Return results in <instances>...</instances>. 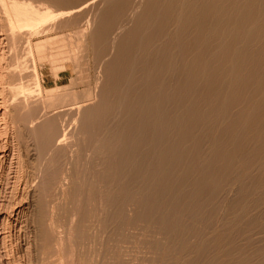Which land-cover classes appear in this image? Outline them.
<instances>
[{"label":"bare ground","instance_id":"obj_1","mask_svg":"<svg viewBox=\"0 0 264 264\" xmlns=\"http://www.w3.org/2000/svg\"><path fill=\"white\" fill-rule=\"evenodd\" d=\"M67 2H68V0H66ZM79 1V0H78ZM81 1V0H80ZM79 1V2H80ZM91 1V0H90ZM103 1L104 0H102V3H103ZM112 1V0H111ZM114 1H116V0H114ZM119 1V0H118ZM126 0H124V2H125ZM131 1V0H130ZM136 1V0H135ZM134 1V2H135ZM138 1V0H137ZM149 1H151V2H153L152 0H149ZM158 1H160V0H158ZM158 1H157V3H158ZM66 2V3H67ZM73 2V0L72 1H70L69 2V4L71 5V3ZM82 2L83 1H81V4H82ZM88 2H89V0H88ZM87 2V0H86V3H88ZM108 2H109V0H108ZM120 2H121V0H120ZM126 2H128V1H126ZM125 2V3H126ZM132 2V1H131ZM144 2V1H143ZM148 2V1H147ZM150 2V4L149 3H147V4H149V6H148V10H149V8H151L152 6H151V4H154L155 5V3H151ZM154 2H156V1H154ZM63 3H64V1L63 0H0V8H2V10H3V12L2 11H0V14H1V12L4 14H1L2 16V18L4 19V16H5V23H6V26L5 27H7V29L9 30V36H7L6 35V37L5 38H7V37H10V35L12 36V38H17L18 37V34H17V32H21L22 33V29H23V31H24V29H25V32H26V30L27 31H32V29H36V28H40V27H47V25H49L50 24V22L51 21H55V20H58V18L60 17V18H62L61 16H63V15H65L66 13H68V12H66L63 8H64V5H63ZM75 3V2H74ZM83 3H85V2H83ZM94 3V2H93ZM93 3H92V6H93ZM98 3V2H97ZM104 3H107L106 1L104 2ZM115 3V2H114ZM119 2H117V4H118ZM124 3V4H125ZM133 3V2H132ZM137 3V2H136ZM145 3H146V1H145ZM161 3V5L158 3L157 5H160V7H158V9H155L153 12V14H151L150 15V13L149 12H147L146 11V9H143V10H145V12L144 13H149L147 16L148 17H150V16H152L150 19L149 18H147V20L149 21V24H147L148 25V27H149V30H146V32L147 31H149L148 32V34L145 32V35L146 36H143L142 37V35H140V36H138V37H136V40L134 41V42H132V40L133 39H131V40H129V41H131L130 43L128 42V40L126 41V42H128V47H125L126 45H124V47L121 49L120 47V51H119V53H117V52H115V54H117V60H119V64H116L115 65V69L114 68H110V69H114L116 72H115V75H112V76H114V77H112V80H108V78L106 79V82H110V87L108 86V83H106L107 84V86H108V89L110 88L111 89V91H109V92H112L113 94V96H112V99H113V104L115 103V102H118V97L116 96V94L117 93H119L120 92V90H121V93H122V90L124 89V88H122V89H120L121 87H125V85L127 86L123 91V96H120V99H121V97H123L122 98V100H119V102H121V101H123V106L122 105H117V110H118V107L119 106H122L123 107V112L121 113V114H123V116H121V118L122 117H124V119H125V121H126V124H125V127H122L121 126V128H123V129H120V130H118V131H115V133L111 136V138L109 139L110 140V142H109V144H105V142H103L102 141V146H104L103 145V143L106 145V146H108V145H112V143H111V141H113V140H115L114 141V143L116 142V145H117V143L118 142H120V144L119 145H121V147L120 146H118L119 148H120V150L119 151H117V152H115L116 154H112L111 153V149L108 147V148H106L107 149V151H105V152H107L106 154H109V156H110V154H112V156L114 155V158L116 159V162H115V160H114V158L112 159V160H114L113 162H115L114 164H110V167L108 166V164H107V166L110 168V169H112V170H116V172H119V171H124V169H126V167H128L129 166V164L126 162L127 161V159H130L131 161H129V162H134L135 164H136V166H135V168H134V170H129V172L127 171V173L128 174H126L127 176H129V180L127 181V179H126V182L127 183H124L125 185H123V186H121L122 188H123V190H124V194L123 195H125L124 197H122V195H120L121 196V199L123 200V202H120L119 203V201H118V203H116L117 204V206H115V207H118V204H120L121 205V207L119 206V208H120V210H122V205H125V204H127L129 201H132V200H130L129 199V201H128V198L130 197L129 196V194H128V192H130V191H128L127 192V190H128V188L130 187V185H132V184H136V183H143L144 184V186L145 187H143L142 189L144 190V191H149V194L147 193V195H149V197H147V199H142V200H144V201H141L140 203V207H142V209L143 210H141V212H142V215L145 213V214H147V215H150V219L147 221V222H150V220H155V221H158L162 226H170L171 228H174L175 227V224H174V220L176 219L175 217H174V220H173V216H170L171 217V219L170 218H168V216L166 217L165 215H164V211L162 212L161 211V208H162V206L163 205H167V203L168 204H172V205H176L177 204V202H179V201H177L178 199H179V194L181 193H179V187H181V185H189L190 187H192V189L194 190V194H196V192H197V194H199V189L200 188H202V187H206V188H208V195L210 196V197H212L211 195L212 194H215V192H214V190H215V188L217 189L218 187V185H221V183L219 184V180H220V177L219 176H221L222 174H223V169L225 168L226 170H231L232 168L231 167H233L234 166V158L235 157H237L238 156V153H241V149H243V147L240 149L239 147H241V145H243V144H250L249 146L252 148V154H251V156H253V158L254 157H257L258 155H261V154H264L263 152H264V0H162V2H160ZM56 4V5H55ZM59 4V5H58ZM60 4H62L63 5V8L61 7L62 5H60ZM96 4V3H95ZM95 4H94V6H95ZM99 4V3H98ZM131 4V3H130ZM129 4V5H130ZM141 4V3H140ZM147 4H145V6H147ZM69 5V7H71V9L70 10H72L71 12H74L73 10H74V8H75V6H73V5H71L70 6ZM77 5H78V3H77ZM108 5H110V3L108 4ZM123 5V4H122ZM68 6V5H67ZM91 6V7H92ZM117 6V5H116ZM121 6V5H120ZM119 6V7H120ZM127 6V5H126ZM130 6H133V4L132 5H130ZM139 6V4L137 5V7ZM151 6V7H150ZM86 7V6H85ZM109 7V6H108ZM113 7V6H112ZM118 6L116 7V8H119ZM122 7V6H121ZM125 7V6H124ZM129 7V6H128ZM137 7H135V8H137ZM143 6H141L140 7V10H141V8H142ZM156 7V6H155ZM78 7H76V9H77ZM106 8V7H105ZM104 8V9H105ZM110 9V11H111V7H109ZM134 8V7H133ZM147 8V7H146ZM153 8V7H152ZM76 9H75V12L76 13H78L77 11H76ZM94 9V11H95V8H93ZM101 9V8H100ZM104 9H103V13H104ZM107 9V8H106ZM123 9V8H122ZM83 10H85V9H83ZM108 10V11H109ZM113 10V9H112ZM126 10H128V9H126ZM135 10V9H134ZM138 10V9H137ZM151 10V9H150ZM69 11V10H68ZM86 11V10H85ZM90 11H91V9H90ZM107 11V10H106ZM118 11V10H117ZM119 11H120V8H119ZM125 11V10H124ZM129 11H131V10H129ZM80 12V11H79ZM102 12V11H101ZM100 12V13H101ZM135 12H136V10H135ZM137 12H139V11H137ZM137 12H136V14H137ZM141 12V11H140ZM75 13V14H76ZM82 13V12H81ZM107 14H108V12H106ZM110 13V12H109ZM111 13H113V14H116V12L114 13V12H111ZM128 13V12H127ZM143 13V12H142ZM144 13H143V15H144ZM69 14V13H68ZM74 14V13H73ZM80 14V13H79ZM84 14H86V13H84ZM124 14V13H123ZM141 14V13H140ZM139 14V15H140ZM70 15V14H69ZM68 15V16H69ZM78 15V14H77ZM95 15V14H94ZM105 15V14H104ZM112 15V14H111ZM80 16V15H79ZM84 16V15H83ZM91 16H92V14H91ZM101 16V15H100ZM109 16V15H108ZM124 16V15H123ZM146 16V14H145V16H144V18L142 19V15H140L139 17H138V20H137V23H135L136 25V27H135V29H134V27H133V29H134V31L133 32H129V33H126L127 35H128V37H131L133 34H137L138 35V32L140 31V30H142V31H144L142 28L144 27H142L141 28V25H142V22H143V20L147 17ZM153 16H155V22H153L152 20L154 19V17ZM0 17V18H1ZM78 17V16H77ZM82 17V16H81ZM81 17H80V21L82 20L81 19ZM87 17V16H86ZM93 17V16H92ZM107 17V16H106ZM105 17V18H106ZM114 17V19H115V17L116 16H113ZM59 18V19H60ZM65 19H66V17H64ZM95 18V17H94ZM101 18V17H100ZM102 18H104V17H102ZM124 18V17H123ZM129 18V17H128ZM153 18V19H152ZM64 19V20H65ZM84 19V18H83ZM108 19V18H107ZM107 19H104L105 21L107 20ZM110 19V18H109ZM118 19V18H117ZM117 19H116V21H117ZM136 19V18H135ZM60 20H62V19H60ZM100 20H102V19H100ZM125 20V19H124ZM59 21V20H58ZM103 21V20H102ZM112 21V20H111ZM111 21H108V22H111ZM127 21H129V20H127ZM131 21V20H130ZM152 21V23H150ZM56 22V21H55ZM61 22V21H60ZM63 22V21H62ZM68 22V21H67ZM101 22V21H100ZM118 22V21H117ZM120 22V21H119ZM135 22V21H134ZM144 22H147L146 21V19L144 20ZM143 22V23H144ZM4 22H3V24H5ZM63 23H65V22H63ZM70 23H71V21H70ZM70 23H67V27H68V24L70 25ZM104 23V22H103ZM106 23V22H105ZM128 23V22H127ZM132 23V22H131ZM1 20H0V28H1ZM98 24H99V22H98ZM97 24V25H98ZM101 24H102V22H101ZM113 24V23H112ZM130 24V23H129ZM129 24H128V26H129ZM171 24H172V26H171ZM59 25V24H58ZM61 26H62V24H60ZM83 25V24H82ZM89 25V24H88ZM96 25V26H97ZM104 25V24H103ZM117 25V24H116ZM120 25V24H119ZM122 25V24H121ZM173 25H174V28L175 29H173V30H170V29H168V27L169 26H171V27H173ZM61 26H60V28H61ZM72 26V25H71ZM108 26V25H107ZM118 26V25H117ZM123 26V25H122ZM122 26H121V28H122ZM130 26H131V24H130ZM145 26H146V23H145ZM53 27H55V26H53ZM64 27H65V25H64ZM86 27V26H85ZM101 27H102V25H101ZM109 27H110V25H109ZM132 27V26H131ZM171 27H169V28H171ZM74 28V27H73ZM99 29H100V27H98ZM111 28V27H110ZM114 28V27H113ZM118 28V27H117ZM141 28V29H140ZM147 28V26L146 27H144V29H146ZM4 29V28H3ZM3 29H0V30H3ZM45 29V28H44ZM51 29V28H50ZM59 29V28H58ZM86 29V28H85ZM104 28H102V30H103ZM108 29V28H107ZM107 29H105L104 30V32H106V30ZM115 29V28H114ZM114 29H110V30H114ZM120 29V28H119ZM125 29V28H124ZM151 29V30H150ZM52 30V29H51ZM56 30H57V28H56ZM101 30V29H100ZM102 30L100 31L101 33H103L102 32ZM127 30V29H126ZM129 30H130V28H129ZM175 30V31H174ZM36 31V30H35ZM38 31V30H37ZM86 31V30H85ZM93 31V30H92ZM99 31V30H98ZM97 31V32H98ZM108 31V30H107ZM117 31H119V30H117ZM121 31V30H120ZM132 31V30H131ZM171 31H173V32H171ZM6 32V31H5ZM38 32H40V31H38ZM52 32V31H51ZM57 32V31H56ZM59 32V31H58ZM78 31H76V33H77ZM88 32V31H87ZM89 32H91L90 30H89ZM127 32V31H126ZM141 32V31H140ZM139 32V33H140ZM1 33V32H0ZM43 33H45V32H43ZM49 33V32H48ZM53 33V32H52ZM71 33H73V32H71ZM74 33H75V31H74ZM107 33V32H106ZM122 33V32H121ZM133 33V34H132ZM143 33V32H142ZM141 33V34H142ZM2 34V33H1ZM7 34V33H6ZM17 34V35H16ZM23 34H27V33H23ZM34 34V33H33ZM78 34V33H77ZM77 34H76V38H77ZM109 34V33H108ZM114 34L116 35L117 34V32H114ZM113 34V35H114ZM16 35V36H15ZM82 35V34H81ZM85 34L83 33V36H84ZM100 35V34H99ZM102 35V34H101ZM103 35H104V33H103ZM103 35H102V37H103ZM111 35V34H110ZM113 35H111V36H113ZM19 36H20V34H19ZM24 36H26V35H24ZM27 36H28V34H27ZM31 36V35H30ZM29 36V37H30ZM41 36V35H40ZM74 36V34H72V37ZM86 36V35H85ZM84 36V37H85ZM104 36H106V35H104ZM123 36H125V35H123ZM39 37V36H38ZM69 37V36H68ZM71 37V38H72ZM83 37V38H84ZM91 37V36H90ZM102 37H101V39H102ZM114 37V36H113ZM112 37V38H113ZM122 37V36H121ZM127 37V36H126ZM125 37V38H126ZM127 37V38H128ZM5 38H3V39H5ZM11 37H10V39H12ZM15 38V40H17ZM24 39L26 38V37H23ZM59 38V37H58ZM73 38H75V37H73ZM72 38V39H73ZM108 38V37H107ZM111 38V37H110ZM110 39V40H113V39ZM2 39V40H3ZM55 39V38H54ZM57 39V38H56ZM78 39H79V37H78ZM80 39H82V38H80ZM100 39V40H101ZM106 39V38H105ZM115 39V38H114ZM121 39H123V38H121ZM7 40V39H6ZM15 40H13V41H15ZM22 40V39H21ZM21 40H20V43H21ZM57 40H60V39H57ZM56 40V41H57ZM74 40V39H73ZM83 40V39H82ZM81 40V41H82ZM117 40V39H116ZM5 41V40H4ZM19 41V40H18ZM27 41V40H26ZM46 41L47 40H45L44 41V43H45V45H48V43H46ZM51 40L49 39L48 40V42L49 43H51L50 42ZM55 41V40H54ZM55 41V42H56ZM71 41V40H70ZM107 41V40H106ZM122 41V40H121ZM124 41V40H123ZM161 41V42H160ZM8 42V41H7ZM7 42H5L6 44H7ZM15 42H17V41H15ZM14 42V43H15ZM60 42V41H59ZM78 42V41H77ZM90 42V41H89ZM108 42V41H107ZM112 42V41H111ZM158 42H160L159 44V46L157 47L156 45H155V47H153L154 48V55L153 56H148V58H150L149 60H147V57H145L146 59L145 60H147V63L145 64V63H143L142 61H137V60H135V58L136 57H134V60H135V62H133V60H132V58L133 57H131V52L135 49V48H137L138 50H140V49H142V47L144 48L145 46L147 47L145 50H147L148 49V47L150 48L154 43L155 44H157ZM13 43V44H14ZM18 44H19V42H17ZM44 43L42 42V44L41 45H37V46H35L34 44V47H36V50H38L39 51V53H40V49H42L43 48V45H44ZM82 43V42H81ZM84 43L85 42H83L82 44L84 45ZM93 43H94V41H93ZM103 43V42H102ZM106 43V42H105ZM118 43H120V41L118 42ZM118 43H116V44H118ZM12 44V43H11ZM10 44V45H11ZM17 44V45H18ZM23 44V43H22ZM21 44V45H22ZM29 44H31V43H29ZM71 44H72V42H71ZM92 44V43H91ZM101 44V43H100ZM111 44V43H110ZM115 44V45H116ZM25 45V44H24ZM53 45V44H52ZM72 45H74V44H72ZM89 45H90V43H89ZM106 45V44H105ZM104 45V46H105ZM114 45V44H113ZM7 46H9L8 44H7ZM75 46V45H74ZM73 46V47H74ZM79 46H80V43H79V45H77V47L78 48H76V50L78 49L79 50ZM92 46V45H91ZM94 46V45H93ZM102 46V45H101ZM100 46V47H101ZM108 45H106V47H107ZM110 46H112V44L110 45ZM109 46V47H110ZM118 46V45H117ZM154 46V45H153ZM13 47H16V46H13ZM22 47V46H21ZM29 47V46H28ZM45 47V46H44ZM76 47V46H75ZM80 47H82L83 48V46L81 45ZM84 47H86V46H84ZM98 47L99 46H97V48H96V50H98ZM45 48H47V47H45ZM45 48H43L44 50L43 51H45ZM62 48V47H61ZM126 50H125V49ZM2 49V48H1ZM7 49H9V48H7ZM24 48H22V50H23ZM35 49V48H34ZM103 49V48H102ZM106 49V48H105ZM115 49V48H114ZM126 51V53L125 52H122V51H124V50ZM137 49H135V50H137ZM150 49H152V47L150 48ZM36 50H34V51H36ZM53 50V49H52ZM75 50V49H74ZM75 50V51H76ZM137 50V51H138ZM144 50V49H143ZM4 51V50H3ZM2 51V52H3ZM9 51V50H8ZM8 51H6V52H8ZM10 51H12V50H10ZM25 51V50H24ZM27 51V50H26ZM29 51V50H28ZM37 51V52H38ZM47 51V50H46ZM81 51V50H80ZM90 51V50H89ZM112 51V50H111ZM110 51V52H111ZM150 51V50H149ZM152 51H153V49H152ZM151 51V53H153ZM172 51H174V55H173V57H170V55H169V53L171 52L172 53ZM5 52V51H4ZM15 52V51H14ZM30 52V51H29ZM41 52H42V50H41ZM66 52V51H65ZM82 52V51H81ZM98 52V51H97ZM106 52H108V51H106ZM109 52V53H110ZM144 52V51H143ZM142 52V53H143ZM1 53V52H0ZM24 53V52H23ZM26 53V52H25ZM24 53V54H25ZM48 53V52H47ZM82 53H84V52H82ZM91 53V52H90ZM89 53V54H90ZM99 53V52H98ZM113 53V52H112ZM122 53H123V55H122ZM126 55H125V54ZM137 53V52H136ZM146 53V52H145ZM170 53V54H171ZM5 54V53H4ZM8 54V53H7ZM10 54H13V53H11L10 52ZM49 54V53H48ZM80 54V53H79ZM85 54V53H84ZM104 54V53H103ZM102 54V55H103ZM134 54V56H136V54L135 53H133ZM132 54V55H133ZM139 54H140V52H139ZM173 54V53H172ZM172 54H171V56H172ZM3 55V54H2ZM14 55V54H13ZM72 55V54H71ZM75 55V54H74ZM77 55V54H76ZM95 54H93V56H94ZM148 55V54H147ZM48 55H46V57H47ZM68 56V55H67ZM82 56V55H81ZM98 56H100L101 57V55H98ZM137 56H138V54H137ZM139 56H141V55H139ZM138 56V57H139ZM1 57V61H3L2 60V56H0ZM10 57V56H9ZM14 57H15V55H14ZM38 57V56H37ZM40 57V56H39ZM43 57V56H42ZM75 58H78L79 56H74ZM97 57V56H96ZM111 56L110 55H108V58H110ZM19 58V57H18ZM20 58H22V57H20ZM20 58H19V60H20ZM50 57H48L47 58V60L49 59ZM74 59L73 57H71L70 56V59ZM81 58V57H80ZM79 58V59H80ZM115 58V57H114ZM144 58V57H143ZM173 58V59H172ZM11 59H13V56H12V58ZM25 59V58H24ZM69 59V61H71ZM79 59H78V62H79ZM96 59V58H95ZM115 59V60H116ZM142 59V58H141ZM173 61H172V60ZM16 60V62L14 63V64H16L17 63V59H15ZM18 60V61H19ZM22 60V59H21ZM50 60V59H49ZM100 60V59H99ZM103 60H104V58H103ZM110 60V59H109ZM116 60V61H117ZM143 60V59H142ZM25 61H27V60H25ZM25 61H22L23 63H25ZM77 61V60H76ZM105 61V60H104ZM112 61H113V58H112ZM121 61V62H120ZM136 61L137 62H139V63H136ZM78 62H76L77 64H78ZM103 62V61H102ZM106 62V61H105ZM109 62V61H108ZM144 64V65H146L145 66V68L144 69H142L143 67L141 66V68L139 69V71H137V73L140 75V79L139 80H136V79H134L133 78V76L134 75H131L132 74V72H131V66L133 65V63H136V65L137 64ZM2 63V62H1ZM6 63H8V62H6ZM12 63V62H11ZM21 63V62H20ZM26 63H29V60H28V62H26ZM47 63V62H46ZM73 63H74V61H73ZM75 63V64H76ZM80 63V62H79ZM107 63V62H106ZM13 64V65H14ZM105 64V63H104ZM141 64V65H142ZM2 65V64H1ZM1 65H0V67H1ZM11 65V64H10ZM81 65H83L82 63H81ZM101 65V64H100ZM110 65H111V63H110ZM136 65H133V66H136ZM4 66H5V62H4ZM6 66H9V65H6ZM12 66V65H11ZM15 67H16V65H14ZM18 66V65H17ZM21 67L20 68H22V65H20ZM24 66H26V65H24ZM52 66V65H51ZM107 66H109V64L107 65ZM28 67V66H27ZM31 67H32V65H31ZM81 67H83V66H81ZM100 67V66H99ZM138 67V66H137ZM136 67V68H137ZM12 68H13V66H12ZM11 68V70H14V69H12ZM26 68V67H25ZM33 68H34V66H33ZM78 68H79V66H78ZM98 68V67H97ZM107 69H108V67H106ZM106 68L104 67V69L106 70ZM7 69H9V67H7ZM7 69H5L4 70V68H3V70L5 71V72H7ZM17 69V68H16ZM27 70H28V68H26ZM25 69V70H26ZM31 69V68H30ZM80 69V68H79ZM79 69H78V71H79ZM99 69V68H98ZM104 69H102L103 70V73H104ZM137 69V70H138ZM0 70H2L1 68H0ZM2 70V71H3ZM19 70H21V69H19ZM32 70V69H31ZM76 70V69H75ZM83 70H84V67H83ZM82 70V71H83ZM33 71V70H32ZM85 71V70H84ZM107 71V70H106ZM109 71V70H108ZM111 71V70H110ZM1 72V71H0ZM9 72H12V71H9ZM9 72H7V74L9 73ZM17 72V71H16ZM15 72V73H16ZM20 72V71H19ZM22 72V71H21ZM24 72V71H23ZM23 72H22V74H23ZM26 72V71H25ZM29 73L31 72V71H28ZM28 72H26V73H28ZM34 72V71H33ZM52 72V71H51ZM59 72V71H58ZM79 72H81V71H79ZM79 72H77V74L79 73ZM97 72V71H96ZM14 73V72H13ZM13 73H11V76H12V74ZM85 73H87V72H85ZM84 73V74H85ZM109 73V72H108ZM3 74V73H2ZM1 74V75H2ZM18 74V73H17ZM20 75H22L21 73H19ZM52 74V73H51ZM82 74V73H81ZM84 74H82L83 76H84ZM114 74V73H113ZM165 74H168V75H173L174 76V78H171V79H173V80H171V81H169V80H166L168 77H166V79H164V78H161V76L162 75H164V76H166ZM16 75V74H15ZM105 75V74H104ZM167 75V76H168ZM7 76V75H6ZM31 76H33V75H31ZM98 77H99V75H97ZM107 76V75H106ZM109 76V75H108ZM163 76V77H164ZM177 76V77H176ZM4 77V76H3ZM8 77V76H7ZM9 77H10V75H9ZM17 77V76H16ZM30 77V76H29ZM33 77H35V76H33ZM78 77H80V76H78ZM77 77V78H78ZM82 77V76H81ZM87 77V76H86ZM139 77V76H138ZM171 77V76H170ZM0 78H2L1 76H0ZM11 78H13V77H11ZM15 78V77H14ZM13 78V79H14ZM19 78V77H18ZM23 78V77H22ZM27 78V77H26ZM83 78V77H82ZM16 79V78H15ZM14 79V80H15ZM25 79V78H24ZM24 79H21V80H24ZM85 79V78H84ZM83 79V80H84ZM0 80H2V79H0ZM4 80V79H3ZM8 80V79H7ZM7 80H6V82H7ZM14 80H12L13 82H14ZM30 80H31V78H30ZM36 80H37V77H36ZM35 80V81H36ZM87 80H89L88 78H87ZM96 80H97V78H96ZM105 80V79H104ZM5 81V80H4ZM11 81V80H10ZM26 81H29V80H26ZM78 81V80H77ZM9 82V81H8ZM16 82H18V81H16ZM30 82V81H29ZM33 82V81H32ZM38 82V81H37ZM83 82V81H82ZM4 83V82H3ZM24 83V82H23ZM22 83V84H23ZM87 83V82H86ZM85 83V84H86ZM95 83H96V81H95ZM98 83V82H97ZM15 82H14V87H15ZM29 83H27L26 85H28ZM36 84H38V83H36L35 82V86H36ZM73 84V83H72ZM81 84H83V83H81ZM105 84V85H106ZM133 84H138V89H134L133 88ZM4 85V84H3ZM11 84H9V86H10ZM19 85H21V83L20 84H18V85H16V88H18V89H22L21 88V86H19ZM24 85V84H23ZM31 86H32V84H30ZM34 85V84H33ZM76 85V84H75ZM78 86H79V84H77ZM12 86V85H11ZM10 86V87H11ZM20 88H19V87ZM38 86V85H37ZM36 86V87H37ZM81 86V85H80ZM79 86V87H80ZM92 86H94V85H92ZM96 86V85H95ZM99 86H101V85H99ZM103 86H104V84H103ZM106 86V87H107ZM135 87L137 86V85H134ZM6 87V86H5ZM10 87H8V85H7V89L8 90H10L9 88ZM34 87V86H33ZM35 87V88H36ZM105 86L103 87L104 89L106 88ZM40 88V87H39ZM38 87L36 88V90H38L39 89ZM65 89L66 87H62V89ZM67 88H69V86H67ZM66 88V89H67ZM72 88H73V86H72ZM77 88V87H76ZM87 88V87H86ZM92 88H95V87H92ZM101 88V87H100ZM102 88V89H103ZM133 88V89H132ZM137 88V87H136ZM4 89L5 88H3L2 86H1V81H0V165H2L3 164V162H5L6 161V159L8 158V149L6 148L7 147V145H6V143L4 144V142L1 140L2 139V136H4L5 135V133H6V131H8V128L10 127L9 126V124L11 125V123H9V120L11 121L12 120V115H11V118H9V115L10 114H12V112L13 111H11L10 113H8L11 109H13V110H15V108H17V107H20V105L19 106H17V107H15L14 105V107L13 108H11L10 110H9V108L7 107V104H6V102H8V101H6L5 99V97H4V92L6 91H4ZM59 89V88H58ZM62 89H60V90H57L58 91V93H59V91H60V93L62 92V91H64V90H62ZM88 89V88H87ZM87 89H85V93H84V90H83V93L81 92V94H83V97L85 96V99L87 98V97H89L90 95H88L87 94V92H86V90ZM103 89V93H104V91L107 89H105L104 90ZM107 89V90H108ZM8 90H7V92H8ZM12 90H13V87H12ZM20 90H19V95H18V93H17V95L19 96H17L18 98L17 99H19V100H25V99H22L20 96H23V95H20ZM27 90H29V89H27ZM31 90V89H30ZM35 90V89H34ZM41 90V89H40ZM46 90V89H45ZM70 90V89H69ZM90 89H88V91H89ZM106 90V91H107ZM18 91V90H17ZM16 91V89H15V91H11V93L10 94H13L12 92H17ZM23 91V90H22ZM32 92H33V90H31ZM39 91V90H38ZM37 91V92H38ZM52 91V90H51ZM55 93H53V94H56V90H53ZM72 91V90H71ZM82 91V90H81ZM95 91V90H94ZM23 92H25V91H23ZM22 92V94H24V96H25V94L27 93L28 94V92H25V93H23ZM35 92V91H34ZM33 92V93H34ZM70 92V91H69ZM92 92V91H91ZM90 92V93H91ZM39 93V92H38ZM52 93V92H51ZM51 93H48L47 94V97L48 98H45L44 100V102H45V104H46V100H49V105L50 106H53L54 104L57 106V108H61V110H62V106H59L58 107V103H61V102H64L65 103V101H70V103H69V105L70 106H72V108H70L69 106L67 107V105H65L64 107L66 108H70V109H67V110H73V106H77V105H79V104H81V103H83V101H81V99L80 98H82L83 99V97H82V95H77L76 93H74V92H71V93H66L65 94V92H64V94H63V92H62V94H61V96L60 97H58L59 96V94H58V98H55L54 96L52 97V94ZM100 93H101V91H100ZM5 94H6V92H5ZM9 94V95H10ZM29 94H31V93H29ZM35 94V93H34ZM80 94V93H79ZM102 94V93H101ZM7 95V94H6ZM5 95V96H6ZM8 95V96H9ZM31 95H33V94H31ZM36 95H38L37 93L34 95V97L36 96ZM40 95V94H39ZM95 94H93L92 96H94ZM106 95H109V94H107V92H106ZM119 95V94H118ZM30 96V95H29ZM79 98H78V97ZM105 96V95H104ZM103 96V97H104ZM110 96V95H109ZM16 97V96H15ZM33 97V96H32ZM95 97V96H94ZM108 97V96H107ZM23 98H27V97H23ZM36 98V97H35ZM37 98H39V96L37 97ZM37 98H36V100H37ZM77 98H78V100H77ZM90 99L92 98V97H89ZM89 98H87V100L89 99ZM98 99H99V97H97ZM105 98H106V96H105ZM110 98V97H109ZM117 98V99H116ZM8 99H10V97L8 98ZM13 99H15L14 98V95H13ZM31 99V98H30ZM30 99H27V100H29V103H30ZM95 99V98H94ZM107 99V98H106ZM11 100H12V98H11ZM10 100V101H11ZM33 100V99H32ZM35 100V101H36ZM91 100H93V99H91ZM96 100V99H95ZM94 100V101H95ZM17 101V100H16ZM39 101V100H38ZM40 101H41V99H40ZM84 101H86V100H84ZM99 101H102V100H99ZM107 101V100H106ZM111 101V100H110ZM14 102V101H13ZM13 102L12 103H10V105L11 104H13ZM21 102H23V101H20V103ZM28 101H26L25 103H27ZM32 102V101H31ZM48 102V101H47ZM89 102V101H88ZM9 103V102H8ZM18 102H15V104H17ZM24 103V104H25ZM35 103H37V102H35ZM58 105H57V104ZM100 103H102L103 105H104V103L105 102H100ZM122 103V102H121ZM28 104V103H27ZM30 104H33V103H30ZM38 104V103H37ZM37 104H35V105H37ZM41 106L44 104V103H42V101H41ZM44 104V105H45ZM63 104V103H62ZM92 103H90V105H91ZM101 104V105H102ZM9 105V104H8ZM18 105V104H17ZM34 105V104H33ZM82 105V104H81ZM86 105V104H85ZM95 105V104H94ZM105 105H107V104H105ZM105 105L103 106V108H104V110H102L101 111V106H100V108H97V109H100V111H101V113H104V111H106L105 109ZM5 106L8 108V112H7V109L5 108ZM12 106V105H11ZM29 106V105H28ZM40 106V105H39ZM39 106L37 107V108H39ZM40 106V107H41ZM47 106V104L45 105V107ZM56 106H55V109H57L56 108ZM76 106L74 107V108H76ZM96 106V105H95ZM113 106V105H112ZM21 107H22V105H21ZM24 107H26V106H24ZM36 107V106H35ZM82 107V106H81ZM91 107V106H90ZM99 107V106H98ZM115 107H116V105H115ZM27 108V107H26ZM25 108V109H26ZM33 108V107H32ZM41 108H43V107H41ZM49 108H54V107H46V108H44V109H46V110H48L47 112L49 113V111L51 110V109H49ZM77 108H79V106L77 107ZM108 108V107H107ZM6 109V110H5ZM19 109H21V108H19ZM23 109V108H22ZM40 109V108H39ZM55 109H52V110H55ZM84 109V108H83ZM116 109V108H115ZM119 109H120V107H119ZM236 110L235 112H233V110ZM30 110V109H29ZM51 110V111H52ZM60 110V111H61ZM75 110V109H74ZM79 110V109H78ZM77 110V111H78ZM109 110V109H108ZM20 111V110H19ZM28 111V110H27ZM33 111V110H32ZM34 111H35V108H34ZM36 111H37V109H36ZM41 111H43V110H41ZM57 111H58V109H57ZM59 111V112H60ZM62 111H64V110H62ZM61 111V112H62ZM66 111V110H65ZM84 111H85V109H84ZM88 111V110H87ZM95 111H97L96 109H95ZM100 111L98 112L99 114H100ZM111 111V110H110ZM109 111V113H112V115H114V113L112 112V111H114V110H112L111 112ZM122 111V110H121ZM120 110H118V112H121ZM21 112V111H20ZM39 112H40V110H39ZM45 112V111H44ZM58 112V114H60ZM71 112V111H70ZM73 112V111H72ZM93 112V111H92ZM107 112V111H106ZM115 112V111H114ZM15 113H16V110H15ZM35 113V112H34ZM37 114H39L38 112H36ZM35 113V114H36ZM55 113V112H54ZM67 113V112H66ZM77 113V112H76ZM94 113H97V112H94ZM109 113H107V114H109ZM116 113H117V111H116ZM14 114V113H13ZM23 114H25V113H23ZM26 114H27V112H26ZM45 114V113H44ZM69 114H71V113H69ZM73 114V113H72ZM79 114H81L82 115V117H81V119H82V121H84V122H87V124H86V126H84L85 124H80L81 125V127L79 126V128H81V130H84L83 132L81 131V130H79V131H81L82 133H85V131L87 132V133H89V135L90 136H93L92 134H95V131L97 130V127H99V124H101V123H98L99 122V119L98 118H95L94 116H96V117H99V116H97L98 114H96V115H92V113H87V112H84V113H79ZM120 114V113H119ZM16 116H17V114H15ZM15 115H13V117L15 116ZM34 115V114H33ZM50 115V114H49ZM57 115V114H56ZM61 115V114H60ZM60 115H57V116H60ZM65 115V114H64ZM76 115V114H75ZM116 115V114H115ZM15 116V117H16ZM36 116V115H35ZM43 116V115H42ZM41 116V117H42ZM51 116V115H50ZM52 116H53V114H52ZM61 116H63V114L61 115ZM70 116V115H69ZM72 116V115H71ZM92 116V117H91ZM104 116V115H103ZM111 116V115H110ZM119 116V115H118ZM17 117H19V116H17ZM17 117H16V119H17ZM31 117V116H30ZM95 118V119H98V121H96L97 123H95V121H92V118ZM21 118V117H20ZM23 118V117H22ZM29 118V117H28ZM37 118H38V116H37ZM37 118H35V119H37ZM47 118V117H46ZM66 118V117H65ZM72 119H73V117H71ZM116 118H118V117H116ZM115 118V119H116ZM15 119V118H14ZM25 119H27V118H25ZM44 119V118H43ZM49 120H45L46 122L43 124V125H41V124H39L40 125V127H38L37 128V130H36V136H37V134H38V136H39V138H40V140H41V144H40V146H42V148L44 149V152H45V149H47V153H48V148L50 149V147L51 146H60L61 145V147H65V143H64V145L62 146V142H64V138H65V134L67 133L68 134V132H63V131H65V129L63 130V128H65L63 125H62V127H61V125L59 126V118L58 117H55V118H52L51 117V119L50 118H48ZM75 119V118H74ZM80 119V120H81ZM112 119H113V116H112ZM30 120H32V119H30ZM29 120V121H30ZM34 120V119H33ZM68 120V119H67ZM76 120V119H75ZM75 120H74V122H75ZM78 120V119H77ZM106 120V119H105ZM111 120V119H110ZM119 120H120V118H119ZM21 121V120H20ZM20 121H18L19 123H21ZM69 121V120H68ZM67 121V122H68ZM109 121V120H108ZM113 121H114V119H113ZM117 121V120H116ZM15 121H13L12 120V123H14ZM24 122V121H23ZM33 122V121H32ZM64 122H66L65 120H64ZM63 121H62V123H64ZM66 122V123H67ZM81 122V121H80ZM118 122V121H117ZM122 122V121H121ZM217 122H219V123H217ZM27 123V122H26ZM31 123V122H30ZM30 123H27L26 124V126L29 124V126L27 127V128H31L34 124H32V126H30ZM120 123V122H119ZM15 124V123H14ZM37 124H38V121H37ZM69 124V123H68ZM67 124V125H68ZM106 124V123H105ZM111 124V123H110ZM109 124V125H110ZM122 124V123H121ZM120 124V125H121ZM220 126H219V125ZM13 125V124H12ZM15 125H17V123L15 124ZM20 126H21V124H19ZM23 125H25L24 123H23ZM71 125V124H70ZM75 125V124H74ZM114 125V124H113ZM119 125V124H118ZM123 125H124V123H123ZM216 125H218V127H219V129H218V127L216 126ZM26 126L24 127V128H26ZM38 126V125H37ZM66 126V125H65ZM76 126V125H75ZM104 126V125H103ZM107 126V125H106ZM112 126V125H111ZM116 126V125H115ZM17 127V126H16ZM23 127V126H22ZM36 127V126H35ZM71 127V126H70ZM108 127V126H107ZM110 127V126H109ZM11 128H13V126L11 127ZM19 128V127H18ZM62 128V129H61ZM68 128V127H67ZM66 128V129H67ZM78 128V127H77ZM113 128H115V127H113ZM117 128V127H116ZM217 128V129H216ZM17 129V128H16ZM23 129V128H22ZM61 129V130H60ZM106 129V128H105ZM108 129V128H107ZM21 130V129H20ZM19 130V131H20ZM63 130V131H62ZM68 130V129H67ZM100 130V133H101V128L99 129ZM111 130V129H110ZM117 130V129H116ZM12 131V130H11ZM25 131V130H24ZM27 131V130H26ZM26 131H25V133H26ZM71 131V130H70ZM108 131H109V129H108ZM113 131H114V129H113ZM76 132V131H75ZM98 132V131H97ZM96 132V133H97ZM111 132V131H110ZM109 132V133H110ZM214 132H215V134L217 133V135H215L214 134ZM16 133V132H15ZM29 132H27V134H28ZM64 133V134H63ZM81 133V134H82ZM100 133H98L99 135H100ZM102 133H104V131L102 132ZM105 133H106V131H105ZM70 134V133H69ZM107 135H111V134H108V132L106 133ZM105 134V135H106ZM14 135V134H13ZM17 135V134H16ZM26 135V134H25ZM74 135V134H73ZM76 135H77V133H76ZM78 135H80L79 133H78ZM89 135H87V137L89 136ZM106 135V136H107ZM15 136V135H14ZM14 136H12V137H14ZM21 136V135H20ZM24 136V135H23ZM33 136V135H32ZM35 136V135H34ZM98 136V135H97ZM97 136L96 135H94V137H93V139H96L97 138ZM101 136V135H100ZM103 136V135H102ZM101 136V137H102ZM215 136V137H214ZM11 137V136H10ZM11 137V138H12ZM96 137V138H95ZM10 138V139H11ZM15 138V140H17L16 138V136L14 137ZM19 138V137H18ZM22 138H24V137H22ZM22 138H21V140H22ZM31 138V137H30ZM38 138V139H39ZM66 138H69L68 137V135H67V137ZM70 138H72V137H70ZM100 138V137H99ZM104 138V137H103ZM107 138V137H106ZM35 139H37V138H35ZM82 139V138H81ZM87 139H89V138H87ZM108 139V138H107ZM211 139V141H212V144L210 143V147L208 146L209 145V143H207V142H209V140ZM12 140V139H11ZM28 140V139H27ZM66 140V139H65ZM68 140V139H67ZM66 140V141H67ZM70 141L72 140V139H69ZM74 140H75V138H74ZM92 140V138L90 139V142H92L91 141ZM101 140V139H100ZM106 140V139H105ZM104 140V141H105ZM31 141V140H30ZM69 141V142H70ZM81 141V140H80ZM84 141H85V139H84ZM83 141V142H84ZM94 141V140H93ZM17 142V141H16ZM18 142H19V140H18ZM72 142H73V140H72ZM86 142H88V141H86ZM97 142H99V139L97 140ZM96 141L94 142V143H96V145L98 144ZM101 142V141H100ZM108 142V141H107ZM106 142V143H107ZM31 143V142H30ZM32 143H33V141H32ZM40 143V142H39ZM75 143V142H74ZM78 143V142H77ZM81 143V142H80ZM113 143V144H114ZM207 143V146L209 147V148H211V149H209V153L208 154H204L203 153V151H204V149L202 148V146L203 145H205ZM35 144V143H34ZM34 144H31V145H34ZM86 144V143H85ZM91 144V143H90ZM90 144H89V147H90ZM22 145H24V141H23V144ZM22 145H20L21 146V148H22ZM27 145V144H26ZM25 145V146H26ZM39 145V144H38ZM78 145V144H77ZM82 145H83V143H82ZM88 145V144H87ZM92 145H93V143H92ZM101 145H100V148H101ZM110 145V146H111ZM115 145V144H114ZM115 145V146H116ZM18 147H19V145H17ZM48 146H50V147H48ZM71 146V145H70ZM69 146V147H70ZM74 146H76V145H74ZM113 147V150H114V148L116 149V147ZM226 148H225V147ZM248 146V145H247ZM63 147V148H64ZM93 147V146H92ZM96 147V146H95ZM118 147H117V149H118ZM228 147H230L229 148V150L227 149ZM245 148H246V146H244ZM27 148V147H26ZM35 148H36V146H35ZM70 148H72V147H70ZM77 148V147H76ZM78 148H80L79 147V145H78ZM81 148H83L82 146H81ZM78 149V151L80 152V150H82V149ZM86 148H88V147H86ZM112 148V147H111ZM19 149V148H18ZM39 149H41V148H39ZM52 149H54V150H56L55 148H51L50 150L52 151ZM68 149V146H66V150ZM104 149V148H103ZM109 149V150H108ZM206 149H207V147H206ZM205 149V150H206ZM240 149V150H239ZM248 149H250L249 147H248ZM17 150V149H16ZM53 150V151H54ZM58 150H60V149H58L57 148V152H58ZM62 150V149H61ZM64 150V149H63ZM62 150V151H63ZM77 150V149H76ZM92 150H94V149H92ZM99 150V149H98ZM24 151V150H23ZM22 151V152H23ZM31 151V150H30ZM34 151H36L35 152V155H36V153H37V150H34ZM34 151H33V153H34ZM50 151V152H51ZM53 151L51 152V153H53ZM69 150H67V152H68ZM71 151H72V149H71ZM75 151V150H74ZM83 151V150H82ZM97 150H95V152H96ZM100 151H103V150H100ZM237 151H239L238 153H237ZM243 151V150H242ZM248 151V150H247ZM28 152H29V149H28ZM76 153H77V151H75ZM74 152V153H75ZM78 152V153H79ZM87 152V151H86ZM90 152H92V151H90ZM105 152H104V154H105ZM113 152V151H112ZM206 152H208V151H206ZM19 153V152H18ZM46 153V152H45ZM62 153V152H61ZM80 153H83V152H80ZM85 153V152H84ZM97 153V152H96ZM237 153V154H236ZM243 153V152H242ZM13 154V153H12ZM22 154V153H21ZM24 154H27V153H24ZM39 154H40V152H39ZM65 154V153H64ZM63 154V155H64ZM235 154H236V156H235ZM244 154V153H243ZM242 154V155H243ZM47 155H49V154H47ZM62 155V154H61ZM67 155V154H66ZM66 155H64L65 156V159H67L68 157H66ZM72 155V154H71ZM77 155V154H76ZM82 155V154H81ZM91 155V154H90ZM92 155H93V153H92ZM95 155V154H94ZM97 155V154H96ZM96 155H95V157H96ZM241 155V154H240ZM247 155V154H246ZM25 156H27V155H25ZM29 156V155H28ZM38 156V155H37ZM78 156H79V154H78ZM83 156V155H82ZM85 156V155H84ZM98 156V155H97ZM262 156V155H261ZM264 156V155H263ZM18 157V156H17ZM44 157H46V156H44ZM44 157H42V159L44 158ZM50 157V156H49ZM51 157H53V155H51ZM63 157V156H62ZM76 157V156H75ZM80 157V156H79ZM111 157H110V160H111ZM241 157V156H240ZM249 157H250V155H249ZM20 158H21V156H20ZM37 158V157H36ZM93 158V157H92ZM99 158H100V156H99ZM104 158V157H103ZM244 158H247L245 155H244ZM243 158V160H246V159H244ZM34 159V158H33ZM38 159V158H37ZM36 159V160H37ZM51 159V158H50ZM64 159V160H65ZM70 159V158H69ZM78 159H80V158H78ZM90 159V158H89ZM97 159H98V157H97ZM249 159V158H248ZM252 159V158H251ZM255 159H257V158H254V161H252V163H251V160L249 159V164L251 165H253L254 163H256V160ZM259 159V158H258ZM257 159V160H258ZM261 159V158H260ZM260 159H259V161H260ZM263 159V158H262ZM12 160H13V158H12ZM27 160V159H26ZM25 160V161H26ZM39 160V159H38ZM43 160H48V159H43ZM43 160H41V161H43ZM52 160H53V158H52ZM55 160V159H54ZM53 160V163H56L55 161ZM104 160V159H103ZM237 160V159H236ZM242 160V159H241ZM253 160V159H252ZM19 161H22V160H19ZM19 161L17 162V163H19ZM59 161V160H58ZM63 161V160H62ZM74 161V160H73ZM78 160H76V162H77ZM80 161H81V159H80ZM96 161V160H95ZM97 161H99V160H97ZM234 161V162H233ZM238 161V160H237ZM262 161V160H261ZM24 162V161H23ZM32 162V161H31ZM35 162V161H34ZM50 162H52V161H50ZM83 162V161H82ZM104 163L106 162L105 160L103 161ZM102 162V163H103ZM108 162V161H107ZM110 162H112V161H110ZM233 162V163H232ZM245 161H243V165L244 164H246V162L244 163ZM254 162V163H253ZM264 162V161H263ZM10 163V162H9ZM27 163V162H26ZM33 163V162H32ZM40 163V162H39ZM53 163H50V165L51 164H53ZM66 162L64 161V164H65ZM68 163V162H67ZM79 163V162H78ZM93 163V162H92ZM100 163V162H99ZM217 163V165H218V163H219V165H221V167L219 168L218 166L216 167V169H215V164ZM230 163H232L233 164V166H231L230 165ZM238 163V162H237ZM241 163V162H240ZM259 163V162H258ZM258 163H256L255 165H257ZM22 164V163H21ZM30 164V163H29ZM44 164H48L49 165V163L47 162V163H44ZM57 164L58 163H56L55 165L57 166ZM62 164V163H61ZM60 164V165H61ZM63 164V170L65 169L64 168V165ZM91 164V163H90ZM106 164H104V165H106ZM128 164V166H126ZM249 164H248V166H249ZM264 164V163H263ZM16 165V164H15ZM18 165H20V164H18ZM54 164H53V167L55 166ZM70 165H71V163H70ZM74 165V164H73ZM85 165V164H84ZM99 164H97V166H98ZM230 165V166H229ZM239 165V164H238ZM251 165V166H252ZM10 166V165H9ZM28 166V165H27ZM26 166V167H27ZM33 166V165H32ZM39 167H40V164L38 165ZM42 166H43V164H42ZM41 166V167H42ZM131 167H130V169L132 168L133 169V165L131 164L130 165ZM240 166V165H239ZM248 166H247V168H248ZM262 166V165H261ZM260 166V167H261ZM16 167V166H15ZM35 167V166H34ZM33 167V169H35ZM46 167H48V166H46ZM52 167V168H53ZM58 167H59V165H58ZM68 167H69V165H68ZM77 167H78V165H77ZM96 167V166H95ZM94 167V168H95ZM212 167H214V169H212ZM224 167V168H223ZM227 167H230V168H227ZM241 167V166H240ZM239 167V168H240ZM245 166H243V167H241V169H242V172L243 171H245V170H243V168H244ZM12 168V167H11ZM30 168H32L31 166H30ZM43 168V167H42ZM42 168H40V169H42ZM45 168V167H44ZM60 168H61V166H60ZM60 168H56L57 170L56 171H60ZM66 168H67V165H66ZM104 168V167H103ZM106 168V167H105ZM104 168V169H105ZM247 168H245V169H247ZM249 168H251L250 166H249ZM9 169V168H8ZM17 169V168H16ZM25 169H27V168H25ZM47 169H49V168H47ZM67 169H71V168H67ZM73 169V168H72ZM71 169V170H72ZM74 169H76V167L74 168ZM73 169V170H74ZM89 169V168H88ZM87 169V170H88ZM104 169H103V171H104ZM233 169H236V167L235 168H233ZM232 169V171L234 172V173H237V172H235L234 170ZM241 169H240V171H241ZM18 170V169H17ZM22 170V169H21ZM27 170H29V169H27ZM45 170V169H44ZM54 170H55V168H54ZM63 170H61V171H63ZM66 170V169H65ZM92 170V169H91ZM106 170V169H105ZM109 169H107L106 171H108ZM226 170H225V172H226ZM248 170V169H247ZM259 170V169H258ZM258 170H256V171H258ZM20 171V170H19ZM37 170H35V172H36ZM48 171V170H47ZM49 171H51V170H49ZM48 171V173H50ZM52 171H53V169H52ZM55 171V172H56ZM60 171V172H61ZM78 171V170H77ZM80 171V170H79ZM93 171H94V169H93ZM92 171V172H93ZM96 172H97V169L95 170ZM111 171V170H110ZM178 171H180L182 174H183V178H181L180 176V178L181 179H179V177H178V179H177V176H178ZM236 171H238V168L236 169ZM32 172V171H31ZM40 172H41V170H40ZM43 172H45V171H43ZM58 172H56L55 173V178H56V175H58V174H60V177H61V175L62 174H64V173H58ZM84 172V171H83ZM113 172V171H112ZM125 172V171H124ZM248 172V171H247ZM34 173V172H33ZM33 173H31V174H33ZM37 174H38V171L36 172ZM36 173H34L33 175H36ZM68 173H71V172H69L68 171ZM74 173V172H73ZM72 173V174H73ZM108 173H111V172H109L108 171ZM177 173V174H176ZM7 174H8V171H7ZM17 174V173H16ZM41 174V173H40ZM46 174V173H45ZM53 174V173H52ZM76 174V173H75ZM89 174V173H88ZM95 174V173H94ZM97 174V173H96ZM95 174V175H96ZM101 174H104V172L103 173H101ZM106 174V173H105ZM112 174V173H111ZM121 174V173H120ZM124 174V173H123ZM122 174V175H123ZM249 174V173H248ZM260 174H262V173H260ZM22 175V174H21ZM44 175V174H43ZM48 175L49 174H47V177H48ZM51 175V174H50ZM70 175V174H69ZM77 175H79L78 173H77ZM95 175H93V177L95 176ZM99 175H100V173H99ZM98 175V176H99ZM113 175V174H112ZM114 175H116V177L118 176V173H114ZM121 175V176H122ZM125 174H124V177L126 176ZM223 175H225V173L223 174ZM239 175H241V173H239ZM244 175H245V173H244ZM252 175V174H251ZM16 176V175H15ZM20 176V175H19ZM26 176V175H25ZM54 176H52L53 178H54ZM103 176V175H102ZM110 176V177H109ZM108 177L109 178H111V175H109ZM226 176V175H225ZM227 176H230V174L228 175L227 174ZM260 176H262V175H260ZM259 176V177H260ZM28 177V176H27ZM37 177V176H36ZM58 177V176H57ZM66 177H67V175H66ZM66 177H65V181H66ZM92 177V176H91ZM90 177V178H91ZM92 177V178H93ZM100 177H101V175H100ZM104 177H106V175H104ZM115 177V178H116ZM123 177V176H122ZM122 177H120V178H122ZM224 177V176H223ZM235 177H237V176H235ZM234 177V178H235ZM240 177H242V175L241 176H239L238 178L239 179H241ZM247 177V176H246ZM246 177H245V179H246ZM251 177V179H252V176H250ZM259 177L257 178L258 180H259ZM23 178V177H22ZM21 178V179H22ZM30 178V177H29ZM44 178V177H43ZM49 178V177H48ZM63 178H64V176H63ZM62 178V179H63ZM88 178V177H87ZM94 178H96V176L94 177ZM94 178H93V180H94ZM102 178V177H101ZM107 178V177H106ZM108 178V179H109ZM127 178V177H126ZM193 178V179H192ZM227 178V177H226ZM229 178V177H228ZM233 177H232V179H234ZM261 178V177H260ZM7 179V178H6ZM10 179V178H9ZM18 179V178H17ZM45 179V178H44ZM57 179V178H56ZM60 179V178H59ZM73 179V178H72ZM74 179H75V177H74ZM81 179V178H80ZM82 179H84V178H82ZM81 179V180H82ZM112 179V178H111ZM114 179V178H113ZM118 179V178H117ZM192 179V180H191ZM61 180V179H60ZM90 180H92V179H90ZM96 180H97V178L95 179V182H96ZM103 180V179H102ZM120 180V179H119ZM224 181H225V179H223ZM222 180V181H223ZM226 180H228V179H226ZM230 180V179H229ZM253 180V179H252ZM256 180V179H255ZM254 180V181H255ZM257 180V181H258ZM261 180H263V179H261ZM15 181V180H14ZM18 181H20V180H18ZM34 181V178H33V180L31 179V183ZM43 181V180H42ZM48 181H50V180H48ZM53 181L55 182L56 180H54L53 179ZM58 181V180H57ZM56 181V182H57ZM65 181H63V184H64V182ZM69 181V180H68ZM79 181V180H78ZM77 181V182H78ZM86 181V180H85ZM89 181V180H88ZM104 181H106V182H109L110 180H104ZM233 181H236V180H233ZM243 180H240V182H242ZM255 182V184H256V186L258 187V182H260V181H258V182ZM264 181V180H263ZM262 181V182H263ZM9 182V181H8ZM17 182V181H16ZM44 182V181H43ZM46 182V181H45ZM44 182V183H45ZM54 182H51V183H54ZM61 182V181H60ZM93 182V181H92ZM91 182V183H92ZM98 182H100V180L98 181ZM115 182H117V181H115ZM114 182V184H116ZM120 182H123L122 180L120 181ZM125 182V181H124ZM261 182V183H262ZM7 183V182H6ZM20 183V182H19ZM24 183V182H23ZM27 183V182H26ZM48 183V182H47ZM58 183H59V181H58ZM71 183H72V181H71ZM74 183V182H73ZM80 183V182H79ZM89 183V182H88ZM109 183H111V182H109ZM109 183H107V184H109ZM119 183V182H118ZM117 183V185L119 186V184ZM132 183V184H131ZM145 183H146V185H145ZM238 183V182H237ZM245 183V182H244ZM250 184H251V182H249ZM253 183V182H252ZM43 184V183H42ZM46 184V183H45ZM56 184V183H55ZM53 184V186H56V185H58L59 187H60V185H61V187H62V184ZM77 184V183H76ZM95 184V183H94ZM100 183H98V185H99ZM103 184V183H102ZM104 184H105V182H104ZM114 184H113V182H112V185L114 186ZM123 184V183H122ZM230 184H231V182H230ZM234 184H236V183H234ZM241 184V183H240ZM246 184H248V183H246ZM254 184V185H255ZM1 185V184H0ZM14 185V184H13ZM48 185V184H47ZM70 185V184H69ZM72 185H74V184H72ZM81 185V184H80ZM82 185H83V183H82ZM81 185V186H82ZM85 185H88V184H85ZM96 185H97V183H96ZM97 185V186H98ZM101 185V184H100ZM112 185H110L111 187H113ZM17 186V185H16ZM31 186V185H30ZM91 186H92V184H91ZM95 186V185H94ZM96 186V187H97ZM103 186H106V185H103ZM116 186V185H115ZM114 186V187H115ZM129 186V187H128ZM139 186V185H138ZM233 186V185H232ZM234 186H236V185H234ZM239 186V185H238ZM243 186H244V184H243ZM264 186V185H263ZM64 187V186H63ZM83 187V186H82ZM89 187V186H88ZM100 187V186H99ZM98 187V188H99ZM120 187V186H119ZM120 187V188H121ZM135 187H136V185H135ZM190 187H187V188H189L190 189ZM220 187V186H219ZM223 187V186H222ZM225 187V186H224ZM223 187V188H224ZM245 188H246V186H244ZM256 187V188H257ZM24 188V187H23ZM45 188V189H44ZM43 189L44 190H46V188H48L46 185H45V187H44ZM55 188H57V189H61V188H58V187H55ZM73 188V187H72ZM71 188V189H72ZM75 188H78V186L77 187H75ZM80 188V187H79ZM92 188V187H91ZM107 188H109V186H107ZM116 188V187H115ZM133 188V186L131 187V189ZM136 188H140V187H136ZM221 188V187H220ZM222 188V189H223ZM242 188V187H241ZM254 188V187H253ZM24 189H26V188H24ZM64 189V188H63ZM86 189H87V187H86ZM89 189H90V187H89ZM93 191L95 192V187H93ZM101 189V188H100ZM106 189V188H105ZM110 189V188H109ZM119 189V188H118ZM127 189V190H126ZM137 189V190H138ZM181 189H183L182 187H181ZM219 189V188H218ZM231 189V188H230ZM248 189L249 190H252V188H250V186H249V184H248ZM261 189H263V188H261ZM260 189V186H259V190H261ZM27 190V189H26ZM49 190H53L52 188H50ZM48 189L46 190V192L47 191H49ZM55 190V189H54ZM54 190L52 191V193L54 192ZM66 190V189H65ZM73 190V189H72ZM71 190V191H72ZM77 190V189H76ZM90 190H92V189H90ZM90 190H87V193H88V191L90 192ZM111 190V189H110ZM126 190V191H125ZM132 190H134V189H132ZM136 190V191H137ZM139 190H141V188L139 189ZM192 190V191H193ZM232 190H234L233 188H232ZM238 190V189H237ZM242 190H244V188L242 189ZM246 191H247V188L245 189ZM249 190L247 191L248 193H253V192H258V191H256L255 189H253V190H255V191H251V192H249ZM28 191V190H27ZM42 191V190H41ZM71 191H70V193H71ZM92 191V192H93ZM97 191V190H96ZM99 191V190H98ZM108 191V190H107ZM112 191H114V189H112ZM112 191H109V192H111L112 193ZM116 192H117V190H115ZM114 191V192H115ZM119 191H120V189H119ZM136 191H134L135 193H137ZM142 191V190H141ZM144 191H143V193H144ZM146 191V192H147ZM176 191V192H175ZM177 191H178V195H177ZM188 191V190H187ZM199 191V192H198ZM202 191V190H201ZM215 191H217V190H215ZM239 191V190H238ZM262 191V190H261ZM264 191V190H263ZM63 192V191H62ZM75 192H77V191H75ZM78 192H80V191H78ZM83 191H81V193H82ZM92 192H90V194L92 193ZM101 192V191H100ZM115 192V193H116ZM122 192V189H121V191H120V193ZM132 192V191H131ZM133 192V193H134ZM139 192V191H138ZM145 192V193H146ZM190 193H191V191H189ZM231 192V191H230ZM244 192V191H243ZM242 192V193H243ZM246 192V193H247ZM27 193H29V192H27ZM55 193H56V191H55ZM55 193H53L54 195H55ZM65 193V192H64ZM103 193H106V191L105 192H103ZM110 193V194H111ZM143 193H141V196H143L142 194ZM145 193H144V195H145ZM183 193V192H182ZM186 193V192H185ZM201 193V192H200ZM203 193H204V190H203ZM218 193H221V192H218ZM218 193H216L217 195H218ZM229 193V192H228ZM236 193V192H235ZM238 193V192H237ZM40 194V193H39ZM42 194V196L43 195H45V194H43V193H41ZM49 195L51 194V193H48ZM60 194H61V192H60ZM66 194V193H65ZM64 194V195H65ZM75 194V193H74ZM77 194V193H76ZM85 194V193H84ZM90 194H88L89 196H90ZM107 194H109V193H107ZM113 194V193H112ZM117 194V197H118V193H116ZM140 194V193H139ZM189 193H187L186 195H188ZM197 194H196V196H197ZM202 194V193H201ZM222 194V193H221ZM231 194V193H230ZM234 194V193H233ZM232 194V195H233ZM244 194V193H243ZM253 194H255V193H253ZM257 194V193H256ZM260 194V193H259ZM262 194L264 195V193L262 192ZM19 195V194H18ZM37 195V194H36ZM47 195V194H46ZM46 195H45V197H46ZM62 195V194H61ZM64 195H62V196H64ZM70 195V194H69ZM88 195H87V197H88ZM91 195H95L94 193L93 194H91ZM98 195H99V192H98ZM105 195V194H104ZM114 195V194H113ZM112 195V196H113ZM147 195H145L144 197H146ZM180 195H183V194H180ZM185 195V196H186ZM200 195V194H199ZM205 195H206V193H205ZM208 195H206V200L209 198H207V196ZM226 195V194H225ZM240 195H242L241 194V192H240ZM245 196H246V194H244ZM248 196L250 195V194H247ZM252 195V194H251ZM261 195V194H260ZM41 196V195H40ZM48 196V195H47ZM53 196V195H52ZM55 196H57V195H55ZM55 196H53V200H55ZM66 196H67V194H66ZM71 196V195H70ZM75 196V195H74ZM103 195H101V197H102ZM106 196H108V195H106ZM136 196V195H135ZM202 196H204V195H202ZM201 196V197H202ZM229 196V195H228ZM231 196V195H230ZM238 196V195H237ZM1 197V196H0ZM14 197V196H13ZM30 197V196H29ZM33 197V196H32ZM76 197V196H75ZM110 197V196H109ZM109 197H105L104 199H111V197L109 198ZM136 197H138V195L136 196ZM140 197V196H139ZM188 197V200H189V196H187ZM186 197V198H187ZM194 197V196H193ZM198 197V196H197ZM200 197V196H199ZM216 197H218V196H216ZM224 197V196H223ZM222 197V198H223ZM227 197V196H226ZM257 197H259V196H257ZM263 197V196H262ZM261 196H260V198H262ZM31 198V197H30ZM34 198V197H33ZM32 198V199H33ZM58 198V197H57ZM62 198V197H61ZM77 198H78V194H77ZM99 198H100V195H99ZM116 198V197H115ZM114 198V196H113V199H115ZM120 197H118V199H119ZM142 198V197H141ZM182 198H183V196L182 197H180V199L182 200ZM204 199H205V196L203 197ZM233 198H234V196H233ZM249 198V197H248ZM5 199V198H4ZM31 199V200H32ZM37 199H38V197H37ZM43 199H44V196H43ZM42 199V197H41V199H39V200H41L39 203H37V204H42L43 202H44V200ZM47 199V198H46ZM67 199V198H66ZM100 199H102V198H100ZM99 199V200H100ZM120 199V200H121ZM136 199V198H135ZM190 199H192L191 197H190ZM211 199V198H210ZM209 199V200H210ZM213 199V198H212ZM220 199L221 198H219L218 199V201L219 202H221L220 201ZM245 199V198H244ZM9 200V199H8ZM27 200V199H26ZM30 200V201H31ZM42 200H43V202H42ZM62 200V199H61ZM75 200V199H74ZM82 200V199H81ZM96 200H97V198H96ZM98 200V201H99ZM112 200V199H111ZM116 200V199H115ZM141 200V199H140ZM139 200V201H140ZM180 200V201H181ZM183 200H184V198H183ZM187 200V199H186ZM183 201L184 203L185 202H187V201ZM223 200V199H222ZM226 200V199H225ZM243 200V199H242ZM241 200V201H242ZM249 200V199H248ZM250 200H252V198H250ZM36 200H34V202H35ZM51 201V200H50ZM89 201V200H88ZM94 203H95V198H94ZM93 201H92V198H91V205L93 204ZM102 201V200H101ZM105 201V200H104ZM106 201H109L110 202V200H106ZM105 201V202H106ZM114 200H112L111 202H113ZM117 201V200H116ZM138 200H137V203L139 202ZM191 201V200H190ZM194 201H196L197 202V199H193L192 200V202H190V203H194L195 204V202ZM200 201V200H199ZM198 201V202H199ZM212 201V200H211ZM211 201H209V202H211ZM217 201V200H216ZM254 201V200H253ZM258 201V200H257ZM10 202V201H9ZM36 202H38V200L36 201ZM42 202V203H41ZM47 202V201H46ZM73 203H75L74 201H72ZM71 202V203H72ZM86 202V201H85ZM90 202V201H89ZM88 202V203H89ZM100 202V201H99ZM110 202V203H111ZM127 202V203H126ZM136 201H134L133 203H135ZM202 203H203V199H202V201H201ZM200 202V203H201ZM218 202V203H219ZM234 202V201H233ZM254 202H256V201H254ZM27 203V202H26ZM45 203V202H44ZM51 203V202H50ZM60 203V202H59ZM80 203V202H79ZM82 203H84L83 201H82ZM98 203V202H97ZM104 203V202H103ZM108 203V202H107ZM110 203H109V206H112V205H110ZM130 203V202H129ZM129 203H128V205H129ZM181 203V202H180ZM184 203H182V205L184 204ZM188 203V202H187ZM200 203L198 204V203H196V205L198 204V205H200ZM201 203V204H202ZM205 203V202H204ZM211 203H213V202H211ZM216 203V202H215ZM223 203H224V201H223ZM228 203V202H227ZM242 203H243V201H242ZM245 203V202H244ZM248 203H249V201H248ZM247 203V204H248ZM252 203V202H251ZM258 203V205H259V201L257 202ZM47 204V203H46ZM52 204V203H51ZM76 204H78V203H76ZM111 204H113V203H111ZM171 204H170V206H171ZM208 204V203H207ZM210 204V203H209ZM219 204H221V203H219ZM230 204V203H229ZM236 204V203H235ZM234 204V205H235ZM238 204V203H237ZM261 204V203H260ZM264 204V203H263ZM1 205V204H0ZM35 205V204H34ZM89 205V204H88ZM94 205L95 204H93V208H94ZM106 205H108V204H106L105 203V206ZM127 205V206H128ZM138 205V204H137ZM177 205H180L179 203L177 204ZM188 205L189 204H187V206L186 207H188ZM190 205H192V204H190ZM189 205V206H190ZM198 205L196 206V207H198ZM203 205V204H202ZM205 205V204H204ZM211 205V204H210ZM228 205V204H227ZM226 205V206H227ZM231 205V204H230ZM248 205H250V204H248ZM255 205H256V203H255ZM254 205V206H255ZM262 205V204H261ZM38 206V205H37ZM43 206V205H42ZM50 205H48V207H49ZM55 206V205H54ZM72 206V205H71ZM76 206V205H75ZM81 206V204L79 205V207ZM86 206H87V203H86ZM126 206V207H127ZM131 206V205H130ZM133 206V205H132ZM136 206V205H135ZM184 206L185 205H183V209L184 210H186V207L184 208ZM195 206V205H194ZM209 206V205H208ZM214 206V205H213ZM219 207H220V205H218ZM223 207V208H227V207ZM238 206V205H237ZM239 206H241V205H239ZM251 206H253V204L251 205ZM15 207V206H14ZM45 207V206H44ZM52 207V206H51ZM84 207H85V204H84ZM96 207V206H95ZM113 207V206H112ZM111 207V208H112ZM123 207H125V206H123ZM138 208H139V205L137 206ZM137 207H135L136 208V210L138 209ZM168 207V206H167ZM174 207V206H173ZM173 207H171V210L173 209ZM176 207V206H175ZM174 207V208H175ZM193 208L194 209V207L193 206H190L189 207V209L190 208ZM201 207V206H200ZM198 208L199 210L202 208ZM222 207V206H221ZM229 207H231V206H229ZM228 207V208H229ZM248 207H250V206H248ZM256 207H258V206H256ZM255 207V208H256ZM260 207V206H259ZM258 207V208H259ZM264 207V206H263ZM6 208H7V205H6ZM71 208V207H70ZM90 208H92L91 206L89 207V209ZM104 208H106V207H104ZM131 208V207H130ZM164 208V207H163ZM165 208H166V206H165ZM179 208H182L181 207V205H180V207ZM231 208H233V207H231ZM247 208V207H246ZM10 209V208H9ZM38 209H40V206H39V208ZM44 209V208H43ZM58 209V208H57ZM65 209V208H64ZM74 209V208H73ZM80 209V208H79ZM82 209V208H81ZM113 209V208H112ZM189 209H187V210H189ZM193 209H192V211H193ZM211 209H213V208H211ZM222 209V208H221ZM235 209H238V208H235ZM234 209V210H235ZM249 209V208H248ZM254 209V208H253ZM48 210H49V208H48ZM88 210V209H87ZM87 210H83L84 212H86ZM94 210H96L95 208H94ZM93 210V211H94ZM119 210V211H120ZM126 209L124 208V210L123 211H125ZM134 210V209H133ZM135 210V211H136ZM170 210V209H169ZM174 210V209H173ZM175 210H177V212L179 213L180 211H178V207L175 209ZM180 210V209H179ZM214 210V209H213ZM217 210V209H216ZM215 210V212H217ZM229 210V209H228ZM243 210H246V209H244L243 208ZM251 210V209H250ZM256 210V209H255ZM6 211V210H5ZM29 211V210H28ZM32 211V210H31ZM39 211V210H38ZM41 212H37L36 211V213H39V215H40V213H42V208H41V210H40ZM47 211V210H46ZM45 211V212H46ZM82 211V210H81ZM90 212H91V214H92V217H94L95 218V220L97 221L98 220V222H99V219H96V216L100 213L99 211V213L97 214V210L95 211L96 212V214L93 212L92 213V210L90 209L89 210ZM100 211H102V210H100ZM113 211V215H114V212H116L114 209L112 210ZM122 211V212H123ZM135 211H133V212H135ZM144 211V212H143ZM166 211V210H165ZM183 211V210H182ZM191 210H189V212H190ZM196 211V212H195ZM195 211H193L192 213H196L197 214V212H199V211H197V210H195ZM222 211V210H221ZM253 211V210H252ZM258 212H259V210H257ZM261 211H262V209H261ZM263 211H264V209H263ZM59 212V211H58ZM62 212V211H61ZM73 212V211H72ZM90 212H87L86 214L88 215V218H89V215L90 214H88V213H90ZM109 212V211H108ZM189 212H187L186 211V213H189ZM243 212V211H242ZM246 212V211H245ZM5 213H7V212H5ZM33 213V212H32ZM36 213H35V216H36ZM47 213V212H46ZM48 213H50V212H48ZM127 213V212H126ZM174 213V212H173ZM182 213V212H181ZM191 213V214H192ZM224 213H225V211H224ZM223 213V214H224ZM252 213V212H251ZM257 213V212H256ZM260 213V212H259ZM262 213V212H261ZM52 214V213H51ZM50 214V215H51ZM63 214V213H62ZM68 215H69V213H67ZM71 214V213H70ZM78 214V213H77ZM84 214V213H83ZM86 214H84L85 216H86ZM94 214V215H93ZM102 214H103V216H105L106 217V215H104L105 214V212L103 213L102 212ZM101 214V215H102ZM118 214H120V213H118ZM118 214H115V218H118V217H122V218H125V216L124 215H122V216H120V215H118ZM123 214H124V212H123ZM133 214V213H132ZM166 214V213H165ZM175 214H176V211H175ZM174 214V215H175ZM180 214V213H179ZM179 214H177V218H178V215ZM185 214V213H184ZM191 214H189L190 216H191ZM194 214H192V215H194ZM215 214H218V213H215ZM220 214V213H219ZM226 214H228V212H227V209H226ZM234 214V213H233ZM238 213L236 212V215H237ZM254 214V213H253ZM42 215V217H40V220L43 218V215H45V213L43 212V214H41ZM50 215H49V217H50ZM74 215H75V212H74ZM73 215V216H74ZM79 215H80V212H79ZM82 215V214H81ZM96 215V216H95ZM100 215V214H99ZM113 215H111L112 216V218H113ZM118 215V216H117ZM128 215H130V214H128ZM136 215H137V213H136ZM141 215V216H142ZM173 215V214H172ZM182 215V214H181ZM213 215V214H212ZM225 215V214H224ZM224 215H221V217L222 216H224ZM235 215V216H236ZM262 215V214H261ZM16 216V215H15ZM34 216V217H35ZM46 216H48V215H46ZM57 216V215H56ZM71 216V215H70ZM83 216V215H82ZM82 216H81V218H82ZM109 216V213H108V215H107V217ZM117 216V217H116ZM134 216H135V213H134ZM133 216V217H134ZM138 216V215H137ZM136 216V217H137ZM139 216H140V214H139ZM141 216L139 217V218H141ZM176 216V215H175ZM184 216V215H183ZM182 216V217H183ZM210 216V218H211V215H209ZM241 216V215H240ZM244 216V215H243ZM256 216V215H255ZM263 216H264V214H263ZM25 217V216H24ZM52 217H54V216H52ZM61 217V216H60ZM66 217V216H65ZM78 217V216H77ZM99 217V216H98ZM106 217V218H107ZM136 217H135V220H137L136 219ZM148 217V216H147ZM180 217V216H179ZM185 217V216H184ZM213 217V216H212ZM230 217V216H229ZM234 217V216H233ZM238 216H236L235 218H237ZM259 217V216H258ZM37 218H39V217H37ZM37 218H35V219H37ZM45 218V217H44ZM64 218V217H63ZM67 218V220H68V217H66ZM86 218H87V216H86ZM85 218V219H86ZM90 218H91V216H90ZM93 218V219H94ZM102 219H103V217H101ZM106 218L103 220V221H105L106 220ZM122 218H121V220H122ZM128 218V217H127ZM138 218V217H137ZM146 218V217H145ZM189 218V217H188ZM191 218H192V216H191ZM199 218H201V217H199ZM203 218H204V216H203ZM205 218H206V216H205ZM203 219V220H206V219ZM208 218V217H207ZM214 218V217H213ZM217 218V217H216ZM219 218V217H218ZM223 218V217H222ZM226 218V217H225ZM231 218V217H230ZM239 218V217H238ZM243 218V217H242ZM244 218H245V216H244ZM249 218V217H248ZM49 219V218H48ZM52 219V218H51ZM54 219V218H53ZM61 219H62V217H61ZM61 219H59L60 221H61ZM83 219H84V216H83ZM82 219V220H83ZM92 219V220H93ZM110 219V218H109ZM119 219V218H118ZM143 219H144V217H143ZM181 219V218H180ZM194 221H195V216H194ZM197 219V218H196ZM232 219V218H231ZM34 220V219H33ZM40 220L38 219V221L40 222ZM43 221H45L44 219H42ZM50 220V219H49ZM48 220V221H49ZM114 220V219H113ZM112 220V221H113ZM120 220V219H119ZM126 220V219H125ZM134 220V219H133ZM139 220V219H138ZM137 220V221H138ZM142 220V219H141ZM177 220V219H176ZM175 220V223H177V221ZM186 220H188L187 218H186ZM189 220H191L190 218H189ZM211 220V219H210ZM219 220V219H218ZM224 220V219H223ZM233 220H234V218H233ZM237 220V219H236ZM3 221V220H2ZM5 221V220H4ZM35 221V220H34ZM34 221H32L33 223H34ZM42 221V222H43ZM64 221V220H63ZM69 221V220H68ZM70 221H72V220H70ZM85 221V220H84ZM88 221V223H89V219L87 220ZM102 221V220H101ZM116 221H117V219H116ZM116 221H113V222H115V224L117 223ZM123 221H124V219H123ZM140 221V220H139ZM146 221V220H145ZM171 221H173V222H171ZM201 221V220H200ZM31 222V223H32ZM41 222V224H39L40 226H42L44 223H42ZM46 222V221H45ZM54 222V221H53ZM52 222V220L48 223L49 224V226H51V224L53 223ZM56 222V221H55ZM55 222H54V224H55ZM86 222V221H85ZM106 222H109L108 220H106ZM127 223H128V220L126 221ZM158 222H156V223H158ZM189 222V221H188ZM195 222H197V220L195 221ZM199 222V221H198ZM197 222V223H198ZM203 222V221H202ZM206 222V221H205ZM256 222V221H255ZM263 222V221H262ZM29 223V222H28ZM30 223V224H31ZM51 223V224H50ZM58 223V222H57ZM71 223V222H70ZM82 223H83V221H82ZM87 223V222H86ZM104 223V222H103ZM122 223V222H121ZM126 223V224H127ZM129 223H130V220H129ZM128 223V224H129ZM133 223V222H132ZM137 223V222H136ZM178 223H179V220H178ZM178 223L176 224V226H178ZM35 224H36V222H35ZM37 224H38V222H37ZM62 224H63V222H62ZM90 224H92V223H90ZM98 224V223H97ZM97 224H95L96 226H97ZM100 224H102V222L100 223ZM100 224H99V228H101L100 227ZM187 224V223H186ZM194 224V227H195V223H193ZM193 224H191V225H193ZM206 224V223H205ZM211 224H212V222H211ZM211 224H209V226L208 227H210V225ZM216 224V223H215ZM236 224H237V222H236ZM264 224V223H263ZM33 225V224H32ZM31 225V226H32ZM56 225V224H55ZM55 225H53L54 227H55ZM59 224H57V226H58ZM67 225V224H66ZM69 226L71 225V224H68ZM80 225V224H79ZM82 225V224H81ZM83 225H84V223H83ZM82 225V226H83ZM105 225V224H104ZM108 225V224H107ZM110 225V224H109ZM121 225V224H120ZM130 225V224H129ZM136 225V224H135ZM146 225V224H145ZM196 225H198V224H196ZM226 225V224H225ZM253 225V224H252ZM21 226V225H20ZM45 226H46V228H47V222H46V224L44 225V226H42L43 228H36L37 230H42L43 231V229H45ZM63 226H64V224H63ZM69 226H68V228H69ZM78 226V225H77ZM81 226V227H82ZM95 226V227H96ZM102 226H103V224H102ZM111 226V225H110ZM109 226V227H110ZM115 226H118L117 224L115 225ZM122 226H123V228L124 227H127L126 225L124 226V222H123V224H122ZM164 226V227H165ZM172 226H174V227H172ZM180 226V225H179ZM188 226V225H187ZM204 226H206V225H204ZM219 226V225H218ZM227 226V225H226ZM236 226V225H235ZM234 226V227H235ZM244 227H245V224L243 225ZM254 226V225H253ZM34 227V226H33ZM36 227V226H35ZM59 227H61V225L59 226ZM80 227V228H81ZM109 227H107V228H104V229H108L109 230ZM129 227V226H128ZM127 227V228H128ZM135 227V226H134ZM138 227V226H137ZM148 227V226H147ZM170 227L168 228L170 231H171V229H170ZM192 227V226H191ZM193 227V228H194ZM228 227H229V224H228ZM49 228V227H48ZM62 228V227H61ZM67 228V229H68ZM70 228H72L71 226H70ZM76 228V227H75ZM92 228V227H91ZM102 228V229H103ZM118 228H119V226H118ZM121 229H122V227H120ZM120 228H119V230H120ZM126 228V229H127ZM136 228V227H135ZM151 228V227H150ZM163 228V227H162ZM179 228H181V226L179 227ZM178 228V229H179ZM212 228H213V226H212ZM217 228V227H216ZM220 228V227H219ZM50 229H51V227H50ZM56 229H57V227H56ZM76 229H78V228H76ZM96 229H98V228H96ZM103 229V230H104ZM110 229H111V227H110ZM116 229V228H115ZM154 229V228H153ZM175 229L176 228H174L173 230L175 231ZM206 229H208V228H206ZM215 229V228H214ZM229 229H231V228H229ZM255 229V228H254ZM264 229V228H263ZM34 230V229H33ZM47 230V229H46ZM64 230H65V227H64ZM64 230H62V232L64 231ZM74 230V229H73ZM72 230V231H73ZM78 230H80V229H78ZM86 230H89V229H86ZM92 230V229H91ZM94 230V229H93ZM113 230H114V228H113ZM123 230V229H122ZM122 230H120V233L122 232ZM129 230V229H128ZM151 229H149V231H150ZM158 230V233H161L162 234V232L160 231V229L158 228V229H156L155 231H157ZM162 230V229H161ZM172 230V231H173ZM197 230V229H196ZM202 230V229H201ZM212 230V229H211ZM211 230H209V231H211ZM226 230V229H225ZM234 230V229H233ZM246 230V229H245ZM253 230V229H252ZM19 231V230H18ZM47 231H49V229L47 230ZM47 231H46V233H47ZM55 231V229H52L51 230V232H54ZM59 231V230H58ZM61 231V230H60ZM83 231V230H82ZM100 231H102V230H100ZM115 232H116V230H114ZM125 231V230H124ZM133 231V230H132ZM152 231V230H151ZM154 231V230H153ZM162 231H164V230H162ZM167 231V230H166ZM169 231V232H170ZM178 231V230H177ZM183 231V230H182ZM181 231V232H182ZM204 231H206V230H204ZM203 231V232H204ZM242 231H244V230H242ZM259 231V230H258ZM16 232V231H15ZM21 232V231H20ZM50 231L48 232V236L50 237L49 239H50V241L49 242H51V237L53 238V236H51L50 235V233H51ZM69 232V231H68ZM97 232V231H96ZM144 232V231H143ZM168 232V231H167ZM168 232V233H169ZM176 232V231H175ZM174 232V233H175ZM180 232V231H179ZM190 232H191V230H190ZM214 232V231H213ZM213 232H212V234H213ZM227 232H228V230H227ZM251 232V231H250ZM254 232V231H253ZM30 233V232H29ZM43 233V232H42ZM45 232L43 233V236L46 234ZM55 234H56V232H54ZM73 233V232H72ZM71 233V234H72ZM80 232H78V234H79ZM88 233V232H87ZM90 233V232H89ZM94 233H95V231H94ZM93 233V234H94ZM118 233V232H117ZM147 233V232H146ZM151 233V232H150ZM164 233V232H163ZM168 233H166V234H168ZM186 233H187V231H186ZM192 233V232H191ZM197 233H198V231H197ZM208 233V232H207ZM223 233V232H222ZM34 234H37V233H35L34 232ZM60 234V233H59ZM58 234V235H59ZM67 234V233H66ZM70 234V233H69ZM91 234H92V232H91ZM101 234V233H100ZM99 234V235H100ZM103 234H105L106 235V233H103ZM108 235H109V233H107ZM112 234V233H111ZM113 234H114V232H113ZM132 234V233H131ZM165 234V235H166ZM179 234V233H178ZM251 234V233H250ZM256 234V233H255ZM1 235H3V234H1ZM37 235H39V231H38V234ZM41 235V234H40ZM62 235V234H61ZM65 235V234H64ZM63 235V237H65ZM73 235H75V234H73ZM81 235V234H80ZM79 235V236H80ZM86 235V234H85ZM96 235V234H95ZM97 235H98V233H97ZM102 235V234H101ZM108 235H107V237H108ZM116 235H119V234H116ZM133 235V234H132ZM152 235V234H151ZM173 235V234H172ZM171 235V236H172ZM188 235V234H187ZM200 235V234H199ZM198 235V236H199ZM216 235V234H215ZM228 235V234H227ZM227 235H226V237H227ZM231 235V234H230ZM249 235V234H248ZM8 236V235H7ZM48 236L46 237V235L43 237V240L41 241L44 245L45 244H47V243H44L43 241L44 240H48ZM57 237V235H54V237ZM60 236V235H59ZM67 236V235H66ZM79 236H77L76 237V240L77 239H81L82 238V235H81V238H79ZM120 236V235H119ZM131 236V235H130ZM168 237H169V235H167ZM166 236V237H167ZM170 236V237H171ZM177 236V235H176ZM189 236H191V235H189ZM194 236H196V235H194ZM206 236H207V234H206ZM212 236H214V235H212ZM239 236V235H238ZM245 236H247V235H245ZM251 236V235H250ZM261 236V235H260ZM4 237V236H3ZM9 237V236H8ZM33 237V236H32ZM47 238V239H44V238ZM56 237H55V239H56ZM62 237V236H61ZM61 237H60V239H61ZM71 237V236H70ZM73 237H75V236H73ZM73 237H72V240H74L73 239ZM91 237H92V239H93V236L91 235ZM114 237V236H113ZM127 237V236H126ZM134 237V236H133ZM154 237V236H153ZM161 237V236H160ZM165 237V236H164ZM167 237V239H170V238H168ZM175 237V236H174ZM173 237V238H174ZM180 237V236H179ZM202 237H203V235H202ZM210 237V236H209ZM208 237V238H209ZM216 237V236H215ZM18 238V237H17ZM35 238V237H34ZM34 238H32V239H34ZM41 238H42V236H41ZM58 238V237H57ZM68 238H69V235H68ZM67 238V239H68ZM83 238H85L84 236H83ZM87 238V237H86ZM119 238V237H118ZM125 238V237H124ZM138 238V237H137ZM158 238V237H157ZM196 238H198V237H196ZM195 238V239H196ZM220 238V237H219ZM231 238V237H230ZM233 238H234V236H233ZM245 238V237H244ZM253 238V237H252ZM1 240H2V238H0ZM4 239V238H3ZM6 239V238H5ZM55 239L53 238L52 240H54L53 242L55 243L56 241H55ZM64 239H66V238H64ZM99 239V238H98ZM117 239V238H116ZM135 239H136V237H135ZM163 239V238H162ZM161 239V240H162ZM172 239V238H171ZM207 239V238H206ZM237 239V238H236ZM250 239V238H249ZM31 240V239H30ZM57 240V239H56ZM58 240H59V238H58ZM62 241H63V239H61ZM70 240V239H69ZM68 240V241H69ZM87 240V239H86ZM91 240V239H90ZM125 240H127V239H125ZM125 240H124V242H125ZM172 240H175V239H172ZM177 240V239H176ZM182 240V239H181ZM198 240V239H197ZM204 240V239H203ZM211 240V239H210ZM213 240V239H212ZM241 240V239H240ZM244 240V239H243ZM4 241V240H3ZM60 241V240H59ZM80 242H81V245H82V241L81 240H79ZM78 241V242H79ZM89 241V240H88ZM87 241V242H88ZM92 241H96L97 242V240H95V236H94V240H91V242ZM130 241V240H129ZM168 241V240H167ZM177 241H179V240H177ZM199 241V240H198ZM246 241V240H245ZM250 241V240H249ZM2 242V241H1ZM0 242V243H1ZM36 242V241H35ZM34 242V243H35ZM38 242H40V241H38ZM52 242V243H53ZM70 242V241H69ZM72 242V241H71ZM70 242V244L72 245V243ZM83 242H85V241H83ZM96 242H94V243H96ZM107 242V241H106ZM149 242V241H148ZM170 242H171V240H170ZM175 242V241H174ZM180 242V241H179ZM179 242H178V244H179ZM201 242V241H200ZM203 242V241H202ZM206 242V241H205ZM228 242V241H227ZM234 242V241H233ZM236 242V241H235ZM241 242V241H240ZM37 243V242H36ZM35 243V244H36ZM75 243H76V241H75ZM86 243V242H85ZM109 243V242H108ZM135 243V242H134ZM144 243V242H143ZM160 243V242H159ZM185 243V242H184ZM187 243V242H186ZM185 243V244H186ZM211 243V242H210ZM245 243V242H244ZM43 244L41 245V246H43ZM62 244H63V242H62ZM65 244V243H64ZM63 244V245H64ZM70 244H69V246H70ZM74 244V243H73ZM78 244V247L80 246V244L79 243H77ZM77 244H74V246H76ZM84 244V243H83ZM91 244V243H90ZM90 244H88L90 247H91V245ZM106 244V243H105ZM104 244V245H105ZM125 244H127V241H126V243ZM158 244V243H157ZM171 244V243H170ZM181 244V243H180ZM198 244V243H197ZM201 244V243H200ZM212 244V243H211ZM221 244V243H220ZM224 244V243H223ZM223 244H221L222 246H223ZM231 244V243H230ZM28 245V244H27ZM51 246H52V248H53V246H59L60 244H50ZM66 245V244H65ZM64 245V246H65ZM93 245H95V244H93ZM92 245V246H93ZM100 245V244H99ZM159 245V244H158ZM176 245H177V242H176ZM237 245V244H236ZM240 245V244H239ZM261 245V244H260ZM34 246V245H33ZM40 246V245H39ZM49 247V244L48 245H46V247ZM63 246V247H64ZM68 246V247H69ZM74 246H71V247H73L72 249L74 250L75 249V247ZM83 246H85V244L83 245ZM128 246V245H127ZM148 246V245H147ZM152 246V245H151ZM153 246H155L154 244H153ZM161 246V245H160ZM164 246V245H163ZM210 246V245H209ZM221 246V247H222ZM238 246V245H237ZM259 246V245H258ZM257 246V248H259ZM2 247V246H1ZM5 246H3V248H4ZM26 247H28V246H26ZM48 247L45 249V248H43L42 247V250H43V252H44V249H45V251L47 250V252L51 249V248H49L48 249ZM60 247H61V245H60ZM59 247V248H60ZM70 247V248H71ZM78 247H77V249H78ZM86 247V246H85ZM96 247V246H95ZM103 247V246H102ZM122 247V246H121ZM131 247V246H130ZM178 247L180 248V245H178ZM188 247V246H187ZM192 247V246H191ZM212 247V246H211ZM230 247V246H229ZM233 247V246H232ZM253 247V246H252ZM25 248V247H24ZM35 248H37V247H35ZM55 248H58V247H54L53 249L55 250ZM62 248V247H61ZM61 248H60V250H61ZM87 248H89V247H87ZM119 248V247H118ZM129 248V247H128ZM132 248H133V246H132ZM143 248V247H142ZM159 248V247H158ZM164 248V247H163ZM175 248V247H174ZM183 247H181V249H182ZM185 248H186V246H185ZM249 248H251V247H249ZM249 248H247V249H249ZM255 248V247H254ZM264 248V247H263ZM17 249V248H16ZM19 249V248H18ZM31 249V248H30ZM40 249H41V247H40ZM53 249H51V250H53ZM66 249V251L69 249H67V248H65ZM82 250H83V248H81ZM93 249V248H92ZM95 249V248H94ZM93 249V250H94ZM108 249V248H107ZM111 249V248H110ZM176 249H178V248H176ZM191 249V248H190ZM214 249V248H213ZM222 249H224V248H222ZM236 249H237V247H236ZM238 249H239V247H238ZM246 249V250H247ZM261 249V248H260ZM1 250V249H0ZM63 251H64V248L62 249ZM76 250V249H75ZM81 250V251H82ZM84 250H86V249H84ZM83 250V251H84ZM91 250V249H90ZM90 250H88V253H89V251ZM92 250V252H94ZM95 250H97V249H95ZM113 250V249H112ZM140 250V249H139ZM188 250V249H187ZM37 251V250H36ZM39 252L41 251V250H38ZM37 251V252H38ZM56 251V250H55ZM62 251V252H63ZM68 251H70L69 253H71V250L69 249ZM67 251V252H68ZM77 251V250H76ZM82 251V254H84V252ZM87 251V250H86ZM103 251V250H102ZM108 251V250H107ZM115 251V250H114ZM166 251V250H165ZM184 251H186L185 249H184ZM183 251V252H184ZM228 251V250H227ZM250 251V250H249ZM264 251V250H263ZM262 251V252H263ZM4 252H6L5 250H4ZM17 252V251H16ZM27 252H28V250H27ZM35 252V251H34ZM38 252V253H39ZM42 252V251H41ZM42 252V253H43ZM46 252V253H47ZM61 252V251H60ZM65 252V251H64ZM78 252V251H77ZM91 252V253H92ZM175 252V251H174ZM181 252V251H180ZM187 252V251H186ZM186 252H184V253H186ZM229 252V251H228ZM245 252V251H244ZM255 252V251H254ZM7 253V252H6ZM25 253V252H24ZM33 253V252H32ZM36 253V252H35ZM34 253V254H35ZM51 253V252H50ZM57 253H58V251H57ZM95 253V252H94ZM113 253V252H112ZM129 253H131V252H129ZM176 253V252H175ZM229 253H231V252H229ZM241 253V252H240ZM252 253V252H251ZM10 254V253H9ZM43 254H45V252L43 253ZM49 254V253H48ZM60 254V253H59ZM64 254H66V252L65 253H63L62 255H64ZM98 254V253H97ZM132 254V253H131ZM187 254V253H186ZM185 254V255H186ZM189 254H190V252H189ZM197 255H198V253H196ZM242 254V253H241ZM29 255V254H28ZM30 255H31V253H30ZM36 255V254H35ZM47 255V254H46ZM51 255V254H50ZM58 255V254H57ZM56 255V256H57ZM61 255V254H60ZM68 254H66V256H67ZM71 255V254H70ZM86 254H84L83 256H85ZM88 255V254H87ZM86 255V256H87ZM90 255V254H89ZM105 255V254H104ZM111 255H113V254H111ZM137 255V254H136ZM167 255V254H166ZM195 255V254H194ZM230 255V254H229ZM238 255V254H237ZM261 255V254H260ZM40 256H45V255H40ZM40 256H39V258H40ZM53 256V255H52ZM55 256V255H54ZM53 256V257H54ZM91 256V255H90ZM110 256V255H109ZM130 256V255H129ZM133 256V255H132ZM147 256V255H146ZM176 256H177V254H176ZM196 256V255H195ZM202 256V255H201ZM200 256V257H201ZM231 256V255H230ZM239 256H240V254H239ZM261 256H264V255H261ZM22 257V256H21ZM46 258H47V256H45ZM51 257V256H50ZM63 258H64V256H62ZM114 257V256H113ZM117 257V256H116ZM192 257V256H191ZM194 257V256H193ZM197 257V256H196ZM215 257V256H214ZM229 257V256H228ZM232 257V256H231ZM256 257V256H255ZM18 258V257H17ZM42 258H44V257H41V260H42ZM56 258V257H55ZM63 258H61V259H63ZM98 258V257H97ZM120 258V257H119ZM141 258V257H140ZM139 258V259H140ZM146 258V257H145ZM186 258V257H185ZM189 258V257H188ZM216 258V257H215ZM238 258V257H237ZM241 258H242V256H241ZM245 258V257H244ZM263 258V257H262ZM48 259H50L49 257H48ZM51 259H53L52 257H51ZM72 259V258H71ZM89 259V258H88ZM147 259V258H146ZM171 259V258H170ZM194 259H195V257H194ZM219 258H217V260H218ZM227 259V258H226ZM243 259V258H242ZM246 259V258H245ZM44 260V259H43ZM54 260V259H53ZM94 260V259H93ZM110 260V259H109ZM119 260V259H118ZM123 260V259H122ZM125 260V259H124ZM150 260V259H149ZM154 260V259H153ZM157 260V259H156ZM187 260V259H186ZM190 259H188L187 261H189ZM216 260V261H217ZM258 260H259V258H258ZM39 261V260H38ZM61 261V260H60ZM60 261H59V263H60ZM63 262L65 261V260H62ZM81 261V260H80ZM79 261V262H80ZM85 261V260H84ZM86 261H88V260H86ZM127 261V260H126ZM133 261V260H132ZM137 261V260H136ZM145 261V260H144ZM173 261V260H172ZM190 261H192V260H190ZM234 261V260H233ZM47 262V261H46ZM63 262H61V263H63ZM205 262H208V261H205ZM219 262H221V261H219ZM231 262V264H232V261H230ZM239 262V261H238ZM237 262V263H238ZM246 262V261H245ZM261 262V261H260ZM13 263V262H12ZM39 263V262H38ZM60 263V264H61ZM75 263V262H74ZM96 263V262H95ZM119 263V262H118ZM149 263V262H148ZM172 263V262H171ZM188 263V262H187ZM204 263V262H203ZM217 263V262H216ZM223 263V262H222ZM227 263V262H226ZM253 263V262H252ZM1 264V263H0ZM37 264V263H36ZM45 264V263H44ZM127 264V263H126ZM139 264V263H138ZM153 264H154V262H153ZM167 264H168V262H167ZM185 264V263H184ZM189 264V263H188ZM191 264H193V263H191ZM214 264H215V262H214ZM235 264V263H234ZM245 264V263H244ZM247 264V263H246Z\"/></svg>","mask_w":264,"mask_h":264},{"label":"rangeland","instance_id":"obj_2","mask_svg":"<svg viewBox=\"0 0 264 264\" xmlns=\"http://www.w3.org/2000/svg\"><path fill=\"white\" fill-rule=\"evenodd\" d=\"M64 1V3H63V5H64V8H63V5L62 4H60V5H62L61 7L66 11V12H68V13H66L65 15H63V16H61L62 18H60V19H62V20H60L59 18H58V20H55V21H51L50 22V24L49 25H47V27H40V28H36V29H32V31L30 30V31H27L26 30V32H25V29H24V31H23V29L21 30L22 31V33L19 31V32H17V34H18V37L16 38L17 40H15V38H12V36L10 35V37L12 38V39H10V37H7V38H5L6 37V35L7 36H9V30L7 29V27H5L6 26V23H5V16H4V19L1 17L2 15L1 14H3L2 12H3V10H2V8H0V11H2L1 12V14H0V20H1V28L0 29H3V30H0V32L2 33H0V56H2V60L3 61H1V57H0V65H1V69L3 70V68H4V70L5 69H7V67H9V69H7V72H9V71H12V72H9L8 74H7V72H5L4 70L2 71V70H0L1 72H0V76L2 77V78H0V79H2V80H0L1 81V86L3 87V88H5L4 89V91L6 92V94H5V92H4V97L6 98L5 100L6 101H8V102H6V104H7V107L9 108V110L11 109V108H13L14 106L15 107H17V106H19L20 105V107H17V108H15V110H16V113H15V110H13V109H11L10 111L8 110V108L5 106V108L7 109V112L8 113H10L11 111H13L12 112V114H10L9 115V118H11V115H12V120L13 121H15L14 123L16 124L17 123V125H15L14 123H12V120L10 121L9 120V123H11V125L9 124V128H8V131H6V133H5V135L4 136H2V141L4 142V144L6 143V145H7V149L9 150L8 151V158L6 159V161L5 162H3V164L2 165H0V238H2V240L0 239V263L1 264H60L61 262H63L62 260H65L63 263H61V264H153V262H154V264H167V262H168V264H191V263H193V264H214V262H215V264H231V262L230 261H232V264H264V256H261V255H264V216H263V214H264V211H263V209H264V195L262 194V192L264 193V154H261V155H258L257 157H254V158H261L260 159V161H259V159L257 160V159H255L256 160V163H258L257 165H255L256 163H254L255 161H254V158H253V156H251V150H252V146L250 147L249 145V143L247 144H243V145H241V147H239L240 149L243 147V149H239L240 151H241V153H238L239 151H237V153H238V156L237 157H235L234 159V166H233V162L232 163H230V165L231 166H233V167H231L232 169L233 168H235L236 167V169L238 168V171H236V169H233L235 172H237V173H234L233 171H232V169L230 170H226L224 167V169H223V174L225 173V175H221V176H219L220 177V180H219V184L221 183V185H218L217 187L219 188H215V190H217V191H215L214 190V192H215V194H212L211 196L212 197H210L209 195H208V188H206V187H202V188H200L199 189V191L202 193H200L199 191V194H197V192H196V194H197V196H196V194H194L195 192H194V190L192 189V187H190L189 185H181V187L183 188V189H181V187H179V193L180 194H183V195H180L179 194V196L180 197H182L183 196V198H184V200H183V198H182V200L180 199V197H179V199L177 200V201H179V202H177V204L179 203L180 205H181V207L182 208H179L180 207V205H172L171 203V206H170V204H168L167 203V205H163L162 206V208H161V211L163 212L164 211V215L167 217L168 216V218H170L171 219V217L170 216H173L172 218H173V220H174V217L177 219H175L176 221H177V223H178V220H179V223H178V226H176V224L177 223H175V220H174V224H175V227L174 226H172V227H174V228H176L175 229V231L173 230L174 228H171L170 226H162L158 221H155V220H150V222H147L150 218V215H147V214H143L142 215V212H141V210H143L142 209V207H140V202L141 201H144L145 199H147V197H149V195H147V193L149 194V191H144L142 188L143 187H145L144 186V184L143 183H136V184H132V185H130V187L128 188V190H127V192L128 191H130V192H128V194H129V198H128V201H129V199L130 200H132V201H129L128 203H129V205H128V203L127 204H125V205H122V210H120V208H119V206L121 207V205L120 204H118V207H115V206H117V204L116 203H118V201H119V203L120 202H123V200L121 199V196L120 195H122V197H124L125 195H123L125 192H124V190H123V188L121 187V186H123V185H125L124 183H127L126 182V179H127V181L129 180V176H127L126 174H128L127 173V171L129 172V170H134V168H135V166H136V164L134 163V162H129V161H131L130 159H127V163L129 164V166H128V164L126 165V166H128V167H126V169H124V171H119V172H116V170H112V169H110L111 167H110V164H114L115 162H116V159L114 158V155L112 156V154L114 153V154H116L115 152H117V151H119L120 150V148L118 147V146H120L121 147V145H119L120 144V142H118L117 143V145H116V142L114 143V141L115 140H113V141H111V143H112V145L110 146V145H108V146H106L105 144H109V142H110V138H111V136L115 133V131H118V130H120V129H123V128H121V126L122 127H125V124H126V121H125V119H124V117H122L121 118V116H123V114H121L122 112H123V101H121V102H119V100H122V98L123 97H121V99H120V96H123V90L127 87L126 85H125V87H121L120 89H122V88H124L123 90H122V93H121V90H120V92L119 93H117L116 94V96L118 97V102H115L114 104H113V99H112V92H109V91H111V89L109 88L108 89V86L110 87V82L108 83V82H106V79L108 78V80H112V77H114V76H112V75H115V65L116 64H119L118 62H119V60H117L118 58H117V54H115V52H117V53H119V51H120V48L123 46L124 47V45H126L125 47H128L127 45H128V42L130 43L131 41H129V40H131V39H133L132 40V42H134L135 40H136V37H138V36H140V35H142V37L143 36H146L145 35V32H146V30H149V27H148V25L147 24H149V19L152 17V16H150V17H148L147 15L150 13V15L151 14H153L155 11V9H158V7H160V5H161V3L160 2H162V0H160V1H158V0H154V1H156V2H154L153 0V2H151V1H149V0H126V1H128V2H124V0H121V2H120V0L118 1V0H116V1H114V0H109V2H108V0H104L103 1V3H102V0H89V2H88V0H87V2L88 3H86V0H81V1H83V2H85V3H83L82 2V4H81V1L79 2L78 0H73V2L71 3V5H73V6H75V8H74V12H71L72 10H70L71 9V5L69 4V2L70 1H72V0H68V2L66 1V0H63ZM107 2V3H104V2ZM135 1V2H134ZM144 1V2H143ZM145 1H146V3H145ZM148 1V2H147ZM157 1H158V3L160 4V5H157L158 3H157ZM67 2V3H66ZM75 2V3H74ZM94 2V3H93ZM99 4H98V3ZM115 2V3H114ZM117 2H119L118 4H117ZM137 2V3H136ZM150 2L151 3H155V5L154 4H151V6L153 7H151V8H149V10H148V6H149V4H150ZM77 3H78V5H77ZM92 3H93V6H92ZM96 3V4H95ZM110 3V5H108ZM125 3V4H124ZM131 3V4H130ZM141 3V4H140ZM147 3H149V4H147ZM94 4H95V6H94ZM123 4V5H122ZM132 5L133 4V6H130V5ZM139 4V6L137 7V5ZM145 4H147V6H145ZM56 5V4H55ZM59 5V4H58ZM68 5V6H67ZM69 5L71 6V7H69ZM119 7L120 5L122 6H120L119 8H120V11H119V8H116L117 6ZM127 5V6H126ZM86 6V7H85ZM92 6V7H91ZM111 7V11L109 10L110 8L109 7ZM113 6V7H112ZM125 6V7H124ZM129 6V7H128ZM141 6H143L142 8H141V10H140V7ZM156 6V7H155ZM158 6V7H157ZM76 7H78L77 9H76ZM107 9H106V8ZM134 7V8H133ZM135 7H137V8H135ZM147 7V8H146ZM70 8V9H69ZM73 8V7H72ZM93 8H95V11H94V9ZM101 8V9H100ZM105 8V9H104ZM123 8V9H122ZM75 9H76V11L78 12V13H76L75 12ZM83 9H85V10H83ZM90 9H91V11H90ZM103 9H104V13H103ZM113 9V10H112ZM126 9H128V10H126ZM136 10V12L137 11H139V12H137V14H136V12H135V10ZM138 9V10H137ZM143 9H146V11L147 12H149V13H144L145 12V10H143ZM151 9V10H150ZM264 9V8H263ZM69 10V11H68ZM107 10V11H106ZM109 10V11H108ZM118 10V11H117ZM125 10V11H124ZM129 10H131V11H129ZM80 11V12H79ZM102 11V12H101ZM141 11V12H140ZM154 11V12H153ZM82 12V13H81ZM101 12V13H100ZM106 12H108V14L106 13ZM110 12V13H109ZM111 12H116V14H113V13H111ZM128 12V13H127ZM144 13V15H143V13ZM74 13V14H73ZM76 13V14H75ZM80 13V14H79ZM84 13H86V14H84ZM124 13V14H123ZM141 13V14H140ZM78 14V15H77ZM91 14H92V16H91ZM95 14V15H94ZM105 14V15H104ZM112 14V15H111ZM142 15V19L144 18V16H145V14H146V21L147 22H144V20H143V22H142V25H141V28L144 26V27H146L147 26V28L146 29H144V27L142 28L144 31H142V30H140L139 32H138V35L136 34H133L131 37H128V35L126 34V33H129V32H133L134 31V29H135V23H137V20H138V17L140 16V15ZM4 15V14H3ZM69 15V16H68ZM80 15V16H79ZM84 15V16H83ZM101 15V16H100ZM109 15V16H108ZM124 15V16H123ZM78 16V17H77ZM82 16V17H81ZM87 16V17H86ZM107 16V17H106ZM113 16H116L115 17V19H114V17ZM64 17H66V19L64 18ZM80 17H81V21H80ZM95 17V18H94ZM101 17V18H100ZM102 17H104V18H102ZM106 17V18H105ZM124 17V18H123ZM129 17V18H128ZM154 17V19L152 20L153 22H155V16H153ZM84 18V19H83ZM108 18V19H107ZM110 18V19H109ZM118 18V19H117ZM136 18V19H135ZM147 18H149L148 20H147ZM65 19V20H64ZM100 19H102V20H100ZM104 19H107L106 21L104 20ZM116 19H117V21H116ZM125 19V20H124ZM112 20V21H111ZM127 20H129V21H127ZM131 20V21H130ZM151 20V19H150ZM61 21V22H60ZM65 22V23H63V22ZM68 21V22H67ZM70 21H71V23H70ZM102 22V24H101V22ZM108 21H111V22H108ZM120 21V22H119ZM135 21V22H134ZM152 21L150 22V23H152ZM3 22L5 23V24H3ZM98 22H99V24H98ZM104 22V23H103ZM106 22V23H105ZM128 22V23H127ZM132 22V23H131ZM67 23H70V25L68 24V27L66 26L67 25ZM113 23V24H112ZM131 24V26H130V24ZM145 23H146V26H145ZM59 24V25H58ZM60 24H62V26L60 25ZM83 24V25H82ZM89 24V25H88ZM98 24V25H97ZM104 24V25H103ZM118 26H117V25ZM120 24V25H119ZM123 26H122V25ZM128 24H129V26H128ZM5 25V26H4ZM64 25H65V27H64ZM72 25V26H71ZM97 25V26H96ZM101 25H102V27H101ZM108 25V26H107ZM109 25H110V27H109ZM53 26H55V27H53ZM60 26H61V28H60ZM86 26V27H85ZM121 26H122V28H121ZM171 26H172V24H171ZM171 26H169V27H171ZM74 27V28H73ZM98 27H100V29L102 30V28H104L103 30H102V32L104 33V35H106V36H104L103 35V33H101L100 31V29L98 28ZM115 29H114V28ZM118 27V28H117ZM133 27H134V29H133ZM168 27V29H170V30H173V29H175L174 28V25H173V27H171V28H169ZM45 28V29H44ZM52 30H51V29ZM56 28H57V30H56ZM59 28V29H58ZM86 28V29H85ZM108 28V29H107ZM120 28V29H119ZM125 28V29H124ZM129 28H130V30H129ZM140 28V29H141ZM105 29H107L106 30V32H104V30ZM110 29H114V30H110ZM127 29V30H126ZM36 30V31H35ZM40 31V32H38V31ZM86 30V31H85ZM89 30L91 31V32H89ZM93 30V31H92ZM99 30V31H98ZM117 30H119V31H117ZM121 30V31H120ZM132 30V31H131ZM151 30V29H150ZM6 31V32H5ZM53 33H52V32ZM57 31V32H56ZM59 31V32H58ZM74 31H75V33H74ZM76 31H78L77 33H76ZM88 31V32H87ZM98 31V32H97ZM127 31V32H126ZM175 31V30H174ZM43 32H45V33H43ZM49 32V33H48ZM71 32H73V33H71ZM114 32H117V34L115 35L114 34ZM122 32V33H121ZM143 32V33H142ZM148 32L149 31H147L146 33L148 34ZM171 32H173V31H171ZM7 33V34H6ZM23 33H27L28 34V36H27V34H23ZM34 33V34H33ZM83 33L86 35H84L83 36ZM109 33V34H108ZM142 33V34H141ZM16 34V35H17ZM19 34H20V36H19ZM72 34H74V36L73 37H75V38H73L72 37ZM76 34H77V38H76ZM82 34V35H81ZM100 34V35H99ZM103 35V37H102V35ZM113 35V36H111V35ZM15 35V36H16ZM24 35H26V36H24ZM31 35V36H30ZM41 35V36H40ZM123 35H125V36H123ZM5 36V37H4ZM30 36V37H29ZM39 36V37H38ZM69 36V37H68ZM91 36V37H90ZM122 36V37H121ZM128 38H127V37ZM136 36V37H135ZM23 37H26L25 39L23 38ZM59 37V38H58ZM74 39H72V38ZM78 37H79V39H78ZM84 37V38H83ZM101 37H102V39H101ZM108 37V38H107ZM113 39V40H110L111 38ZM126 37V38H125ZM141 37V36H140ZM141 37V38H142ZM3 38H5V39H3ZM55 38V39H54ZM60 39V40H57V39ZM80 38H82V39H80ZM106 38V39H105ZM115 38V39H114ZM121 38H123V39H121ZM3 39V40H2ZM7 39V40H6ZM22 39V40H21ZM51 40L50 42L51 43H49L48 42V40ZM101 39V40H100ZM117 39V40H116ZM135 39V40H134ZM5 40V41H4ZM13 40H15V41H17V42H19V44L17 43V42H15V41H13ZM19 40V41H18ZM20 40H21V43H20ZM27 40V41H26ZM45 40H47L46 41V43H48V45H45V43H44V41ZM56 42H55V41ZM71 40V41H70ZM82 40V41H81ZM108 42H107V41ZM122 40V41H121ZM124 40V41H123ZM128 40V42H126ZM8 41V42H7ZM60 41V42H59ZM78 41V42H77ZM90 41V42H89ZM93 41H94V43H93ZM112 41V42H111ZM120 41V43H118ZM5 42H7V44L9 45V46H7V44L5 43ZM15 42V43H14ZM42 42L44 43V45H43V48H45V47H47V48H45V51H43L44 49L42 48V49H40V53H39V51L38 50H36V47H34V45L35 46H37V45H41L42 44ZM71 42H72V44H74V45H72L71 44ZM83 42H85L84 43V45L82 44ZM103 42V43H102ZM106 42V43H105ZM161 42V41H160ZM160 42H158L157 44H153L151 47H152V49H153V51H152V49H150L149 47H148V49L147 50H145L147 47L145 46L144 48L142 47V49H140V50H138L137 48H135V49H137V50H133L132 52H131V57H133L132 58V60H133V62H135V60H137V61H142L143 63H147V60H149L150 58H148V56H153L155 53H154V51L157 49H155L154 50V48L153 47H155V45L157 46H159L160 44ZM12 43V44H11ZM14 43V44H13ZM23 43V44H22ZM29 43H31V44H29ZM79 43H80V46L82 45L83 46V48L82 47H80L79 46V50L77 49L76 50V48H78L77 47V45H79ZM89 43H90V45H89ZM92 43V44H91ZM101 43V44H100ZM112 44V46H110L111 44ZM116 43H118V44H116ZM11 44V45H10ZM18 44V45H17ZM22 44V45H21ZM25 44V45H24ZM34 44V45H33ZM53 44V45H52ZM108 45L107 47H106V45ZM114 44V45H113ZM116 44V45H115ZM92 45V46H91ZM94 45V46H93ZM102 45V46H101ZM105 45V46H104ZM118 45V46H117ZM122 45V46H121ZM13 46H16V47H13ZM22 46V47H21ZM29 46V47H28ZM45 46V47H44ZM74 46V47H73ZM84 46H86V47H84ZM97 46H99L98 47V50H96V48H97ZM101 46V47H100ZM110 46V47H109ZM157 46V47H158ZM62 47V48H61ZM120 47V48H119ZM122 47V48H123ZM2 48V49H1ZM7 48H9V49H7ZM22 48H24L23 50H22ZM35 48V49H34ZM103 48V49H102ZM106 48V49H105ZM115 48V49H114ZM121 48V49H122ZM53 49V50H52ZM76 51H75V50ZM125 49V48H124ZM123 49V50H124ZM144 49V50H143ZM5 52H4V51ZM9 50V51H8ZM10 50H12V51H10ZM25 50V51H24ZM27 50V51H26ZM30 52H29V51ZM34 50H36V51H34ZM41 50H42V52H41ZM47 50V51H46ZM82 52H84V53H82ZM90 50V51H89ZM112 50V51H111ZM126 50V49H125ZM122 51V52H125L126 53V51ZM150 50V51H149ZM3 51V52H2ZM6 51H8V52H6ZM15 51V52H14ZM38 51V52H37ZM66 51V52H65ZM99 53H98V52ZM106 51H108V52H106ZM111 51V52H110ZM144 51V52H143ZM151 51L153 52V53H151ZM10 52L11 53H13L14 55H15V57H14V55L13 54H10ZM25 54H24V53ZM49 54H48V53ZM91 52V53H90ZM110 52V53H109ZM113 52V53H112ZM137 52V53H136ZM139 52H140V54H139ZM143 52V53H142ZM146 52V53H145ZM5 53V54H4ZM8 53V54H7ZM80 53V54H79ZM90 53V54H89ZM104 53V54H103ZM124 53V54H125ZM133 53H135L136 54V56H134V54ZM171 53V52H170ZM169 53V55H170V57H173V55H174V51H172V56H171V54ZM3 54V55H2ZM72 54V55H71ZM75 54V55H74ZM77 54V55H76ZM93 54H95L94 56H93ZM103 54V55H102ZM120 54V53H119ZM133 54V55H132ZM137 54H138V56L139 55H141V56H137ZM148 54V55H147ZM46 55H48L47 57H46ZM68 55V56H67ZM82 55V56H81ZM98 55H101V57L100 56H98ZM108 55H110L111 57L110 58H108ZM122 55H123V53H122ZM126 55V54H125ZM10 56V57H9ZM12 56H13V59H11L12 58ZM38 56V57H37ZM40 56V57H39ZM43 56V57H42ZM70 56L71 57H73L74 59H70ZM74 56H79L78 58H75ZM97 56V57H96ZM20 57H22V58H20V60H19V58ZM48 57H50L48 60H47V58ZM81 57V58H80ZM115 57V58H114ZM134 57H136L135 58V60H134ZM144 57V58H143ZM145 57H147V60H145L146 58ZM25 58V59H24ZM80 58V59H79ZM96 58V59H95ZM103 58H104V60L107 62H105L104 60H103ZM112 58H113V61H112ZM117 58V59H116ZM143 60H142V59ZM174 58V57H173ZM172 58V59H173ZM15 59H17V63L16 64H14L15 62H16V60ZM22 59V60H21ZM69 59L71 60V61H69ZM78 59H79V62H78ZM100 59V60H99ZM110 59V60H109ZM117 61H116V60ZM171 59V60H172ZM19 60V61H18ZM25 60H27V61H25ZM28 60H29V63H26V62H28ZM77 60V61H76ZM22 61H25V63H23ZM73 61H74V63H73ZM103 61V62H102ZM109 61V62H108ZM136 61V63H139V62H137ZM173 61V60H172ZM2 62V63H1ZM4 62H5V66H4ZM6 62H8V63H6ZM12 62V63H11ZM14 62V63H13ZM21 62V63H20ZM47 62V63H46ZM76 62H78V64L76 63ZM121 62V61H120ZM76 63V64H75ZM81 63L83 64V65H81ZM105 63V64H104ZM110 63H111V65H110ZM136 63H133V65H136ZM141 63V62H140ZM13 66V68H12V66ZM16 65V67L14 66V65ZM101 64V65H100ZM109 64V66H107ZM142 64V63H141ZM137 64L136 66H131L132 68H131V72H132V74L131 75H134L133 76V78L134 79H136V80H139L140 79V75L137 73V71H139V69L141 68V66L143 67L142 69H144L145 68V66L146 65H144V64ZM6 65H9V66H6ZM18 65V66H17ZM20 65H22V68H20L21 66ZM24 65H26V66H24ZM31 65H32V67H31ZM52 65V66H51ZM28 66V67H27ZM33 66H34V68H33ZM78 66H79V68H78ZM81 66H83L84 67V70H83V67H81ZM100 66V67H99ZM138 66V67H137ZM28 68V70L26 69V68ZM99 69H98V68ZM104 67L106 68V67H108V69L106 68V70L104 69ZM137 67V68H136ZM11 68L12 69H14V70H11ZM17 68V69H16ZM34 71H32L31 69ZM110 68H114V69H110ZM139 68V69H138ZM19 69H21V70H19ZM26 69V70H25ZM76 69V70H75ZM78 69H79V71H81V72H79L78 71ZM102 69H104V73H103V70ZM138 69V70H137ZM83 70V71H82ZM109 70V71H108ZM111 70V71H110ZM17 71V72H16ZM20 71V72H19ZM23 72V74H22V72ZM28 72V71H31L30 73L28 72V73H26V72ZM52 71V72H51ZM59 71V72H58ZM97 71V72H96ZM14 72V73H13ZM16 72V73H15ZM77 72H79L78 74H77ZM85 72H87V73H85ZM109 72V73H108ZM3 73V74H2ZM11 73H13L12 74V76H11ZM18 73V74H17ZM19 73H21L22 75H20ZM52 73V74H51ZM84 74V76L82 75V74ZM114 73V74H113ZM2 74V75H1ZM16 74V75H15ZM105 74V75H104ZM8 77H7V76ZM9 75H10V77H9ZM31 75H33V76H35V77H33V76H31ZM97 75H99V77L97 76ZM107 75V76H106ZM109 75V76H108ZM166 76H164V75H162L161 76V78H164V79H166V77H168L166 80H169V81H171V80H173V79H171V78H174V76L173 75H168V74H165ZM168 75V76H167ZM4 76V77H3ZM17 76V77H16ZM30 76V77H29ZM78 76H80V77H78ZM83 78H82V77ZM87 76V77H86ZM139 76V77H138ZM164 76V77H163ZM171 76V77H170ZM11 77H15L14 79L13 78H11ZM19 77V78H18ZM23 77V78H22ZM27 77V78H26ZM36 77H37V80H36ZM78 77V78H77ZM177 77V76H176ZM25 78V79H24ZM30 78H31V80H30ZM85 78V79H84ZM87 78L89 79V80H87ZM96 78H97V80H96ZM5 81H4V80ZM8 79V80H7ZM21 79H24V80H21ZM84 79V80H83ZM105 79V80H104ZM6 80H7V82H6ZM11 80V81H10ZM12 80H14V82L16 83L15 84V87L13 86L14 85V82L12 81ZM26 80H29V81H26ZM36 80V81H35ZM78 80V81H77ZM9 81V82H8ZM16 81H18V82H16ZM33 81V82H32ZM38 81V82H37ZM83 81V82H82ZM95 81H96V83H95ZM4 82V83H3ZM24 82V83H23ZM35 82L36 83H38V84H36V86L39 88L38 90H36V86H35ZM87 82V83H86ZM98 82V83H97ZM21 83V85H19V86H21V90L20 89H18V88H16V85H18V84H20ZM24 85H23V84ZM27 83H29L28 85H26ZM73 83V84H72ZM81 83H83V84H81ZM86 83V84H85ZM106 83H108V86H107V84ZM4 84V85H3ZM9 84H11L10 86H9ZM30 84H32V86L30 85ZM34 84V85H33ZM76 84V85H75ZM77 84H79V86L77 85ZM103 84H104V86L108 89H104L103 87ZM106 84V85H105ZM7 85H8V87H10L9 89L10 90H8L7 89ZM92 85H94V86H92ZM96 85V86H95ZM99 85H101V86H99ZM134 85H137L136 87L134 86ZM6 86V87H5ZM18 86V87H19ZM34 86V87H33ZM67 86H69V88H67ZM72 86H73V88H72ZM12 87H13V90H12ZM36 87V88H35ZM62 87H66L65 89L63 88L62 89ZM77 87V88H76ZM90 89L89 91H88V89ZM92 87H95V88H92ZM101 87V88H100ZM20 88V87H19ZM59 88V89H58ZM105 90L104 91V93H103V89ZM133 88L134 89H138L139 87H138V84H133ZM132 88V89H133ZM15 89H16V91L17 92H12L13 94H10L11 93V91H15ZM27 89H29V90H27ZM33 90V92L36 94H38V95H36L35 97L37 98L38 96H39V98H37V100H36V98L34 97V93L31 91V90ZM35 89V90H34ZM41 89V90H40ZM46 89V90H45ZM60 89H62V90H64V91H62L63 92V94H64V92H65V94L68 92V93H71V92H74V93H76L77 95H82V97H83V94H81V92L83 93V90H84V93H85V89H87L86 90V92H87V94L88 95H90L89 97H92L91 99H93V100H91L89 97H87V98H89L88 100H87V98L85 99V96L83 97V99L82 98H80L81 99V101H83V103H81V104H79V105H75L76 106V108H74L75 106H73V110L71 109L70 111L69 110H67V109H70V108H72V106H70L69 105V103H70V101H65V103L64 102H61V103H56L57 105H58V107L59 106H62V110H64V111H62L61 110V108H57V106L54 104L53 106H50L49 105V100H46V104H47V106L46 107H54V108H49V109H55V106H56V108L58 109V111H57V109H55V110H50L49 111V113L47 112L48 110H46V109H44V108H46L45 107V98H48L47 97V94L48 93H51L52 94V97L54 96L55 98H58V97H60L61 96V94H62V92L60 93ZM70 89V90H69ZM7 90H8V92H7ZM19 90H20V95H23V96H20L22 99H25V100H19V99H17L19 96ZM25 91V92H28V94L26 93L25 94V96H24V94H22V92L23 91ZM52 90V91H51ZM53 90H56V94H53V93H55ZM57 90H60L59 91V93H58V91ZM72 90V91H71ZM82 90V91H81ZM95 90V91H94ZM39 93H38V92ZM70 91V92H69ZM92 91V92H91ZM100 91H101V93H100ZM25 92H23V93H25ZM91 92V93H90ZM106 92H107V94H109V95H106ZM17 93H18V95H17ZM29 93H31V94H33V95H31V94H29ZM67 93V94H68ZM80 93V94H79ZM10 94V95H9ZM40 94V95H39ZM58 94H59V96H58ZM93 94H95L94 96H92ZM119 94V95H118ZM6 95V96H5ZM9 95V96H8ZM13 95H14V98L15 99H13ZM30 95V96H29ZM106 96V98H105V96ZM112 95V96H111ZM16 96V97H15ZM18 96V97H17ZM33 96V97H32ZM58 96V97H57ZM104 96V97H103ZM108 96V97H107ZM10 97V99H8ZM23 97H27V98H23ZM62 97V96H61ZM78 97V96H77ZM97 97H99V99L97 98ZM110 97V98H109ZM11 98H12V100H11ZM31 98V99H30ZM79 98V97H78ZM78 98H77V100H78ZM96 100H95V99ZM27 99H30L31 101H30V103H33V104H30L29 103V100H27ZM33 99V100H32ZM40 99H41V101H42V103H44L42 106H41V101H40ZM79 99V100H80ZM117 99V98H116ZM11 100V101H10ZM17 100V101H16ZM36 100V101H35ZM39 100V101H38ZM78 100V101H79ZM84 100H86V101H84ZM95 100V101H94ZM99 100H102L103 102H105L104 103V105L105 104H107V105H105V110L107 111H104V113H101V111L102 110H104V108H103V104L102 103H100V102H102V101H99ZM107 100V101H106ZM111 100V101H110ZM14 101V102H13ZM20 101H23V102H21L20 103ZM26 101H28L27 103H25ZM48 101V102H47ZM89 101V102H88ZM13 102V104H11L10 105V103H12ZM15 102H18L17 104H15ZM35 102H37V103H35ZM25 103V104H24ZM63 103V104H62ZM90 103H92L91 105H90ZM9 104V105H8ZM35 104H37V105H35ZM68 104V105H67ZM86 104V105H85ZM96 106H95V105ZM102 104V105H101ZM122 105V106H119L120 107V109H119V107H118V110H122L121 112H118V110H117V105ZM14 105V106H13ZM21 105H22V107H21ZM29 105V106H28ZM41 107H43V108H41ZM65 105H67V107L69 106L70 108H65L64 106ZM113 105V106H112ZM115 105H116V107H115ZM24 106H26V107H24ZM36 106V107H35ZM39 106V108H37ZM79 106V108H77ZM82 106V107H81ZM91 106V107H90ZM99 106V107H98ZM100 106H101V111H100V109H97V108H100ZM33 107V108H32ZM108 107V108H107ZM19 108H21V109H19ZM23 108V109H22ZM26 108V109H25ZM34 108H35V111H34ZM85 109V111H84V109ZM116 108V109H115ZM5 109V110H6ZM30 109V110H29ZM36 109H37V111H36ZM75 109V110H74ZM79 109V110H78ZM95 109L97 110V111H95ZM109 109V110H108ZM21 112H20V111ZM28 110V111H27ZM33 110V111H32ZM39 110H40V112H39ZM41 110H43V111H41ZM62 112H61V111ZM66 110V111H65ZM78 110V111H77ZM88 110V111H87ZM112 111V110H114V111H112L113 113H114V115H112V113H109V111ZM45 111V112H44ZM60 111V112H59ZM73 111V112H72ZM93 111V112H92ZM100 111V114L98 113ZM110 111V112H111ZM116 111H117V113H116ZM236 110L234 109L233 110V112H235ZM26 112H27V114H26ZM36 112H38L39 114H35ZM55 112V113H54ZM58 112L62 115L63 114V116H61L60 114H58ZM67 112V113H66ZM77 112V113H76ZM84 112H87V113H92V115L94 116V115H96V114H98L97 116H99V117H96V116H94L95 118H98L99 119V122L98 123H101V124H99V127H97V130L95 131V134H92L93 136H90L89 135V133H87L86 131H85V133H82L84 130H81V128H79V126L81 127V125L80 124H85L84 126H86V124H87V122H84V121H82V119H81V117H82V115L81 114H79V113H84ZM94 112H97V113H94ZM103 112V111H102ZM14 113V114H13ZM23 113H25V114H23ZM45 113V114H44ZM69 113H71V114H69ZM73 113V114H72ZM107 113H109V114H107ZM120 113V114H119ZM15 114H17V116H19V117H17ZM34 114V115H33ZM51 116H50V115ZM52 114H53V116H52ZM60 115V116H57V115ZM65 114V115H64ZM76 114V115H75ZM116 114V115H115ZM13 115H15L16 117H17V119H16V117L14 116L13 117ZM36 115V116H35ZM43 115V116H42ZM70 115V116H69ZM72 115V116H71ZM104 115V116H103ZM111 115V116H110ZM119 115V116H118ZM31 116V117H30ZM37 116H38V118H37ZM42 116V117H41ZM81 116V117H80ZM112 116H113V119H114V121H113V119H112ZM21 117V118H20ZM23 117V118H22ZM29 117V118H28ZM47 117V118H46ZM51 117L52 118H55V117H58L60 120H59V126L61 125V127H62V125L65 127V128H63V130L65 129V131H63L64 133L65 132H68V134L66 133L65 134V138H64V142H62V146L64 145V143H65V147L63 148V147H61V145L60 146H48V147H50V149L51 148H55L56 150H54V149H52V151H53V153H51L52 151L48 148V153H47V149H45V152H44V149L42 148V146H40V144H41V140H40V138H39V136H38V134H37V136H36V130H37V128L38 127H40V125L39 124H41V125H43L46 121L45 120H49L48 118H50L51 119ZM66 117V118H65ZM71 117H73V119L71 118ZM92 117V116H91ZM92 118V121H98V119H95V118ZM116 117H118V118H116ZM15 118V119H14ZM25 118H27V119H25ZM35 118H37V119H35ZM44 118V119H43ZM76 120H75V119ZM116 118V119H115ZM119 118H120V120H119ZM30 119H32V120H30ZM34 119V120H33ZM69 121H68V120ZM78 119V120H77ZM81 119V120H80ZM106 119V120H105ZM111 119V120H110ZM21 120V121H20ZM30 120V121H29ZM64 120L67 122H64ZM74 120H75V122H74ZM109 120V121H108ZM118 122H117V121ZM18 121H20L21 123H19ZM24 121V122H23ZM33 121V122H32ZM37 121H38V124H37ZM62 121L64 122V123H62ZM81 121V122H80ZM95 121V123H97ZM122 121V122H121ZM30 123V126H32V124H34L31 128H27L28 126H29V124L26 126V124L27 123ZM120 122V123H119ZM23 123L25 124V125H23ZM43 123V124H42ZM69 123V124H68ZM106 123V124H105ZM111 123V124H110ZM122 123V124H121ZM123 123H124V125H123ZM217 123H219V122H217ZM13 124V125H12ZM19 124H21V126L19 125ZM68 124V125H67ZM71 124V125H70ZM76 126H75V125ZM110 124V125H109ZM114 124V125H113ZM119 124V125H118ZM121 124V125H120ZM220 124V123H219ZM218 124V125H219ZM38 125V126H37ZM66 125V126H65ZM104 125V126H103ZM108 127H107V126ZM112 125V126H111ZM116 125V126H115ZM218 125H216L217 127H218ZM13 126V128H11ZM17 126V127H16ZM23 126V127H22ZM26 126V128H24ZM36 126V127H35ZM71 126V127H70ZM110 126V127H109ZM220 126V125H219ZM19 127V128H18ZM68 127V128H67ZM78 127V128H77ZM113 127H115V128H113ZM117 127V128H116ZM17 128V129H16ZM23 128V129H22ZM61 128V129H62ZM68 130H67V129ZM101 128V133H100V129ZM106 128V129H105ZM109 129V131H108V129ZM21 129V130H20ZM60 129V130H61ZM111 129V130H110ZM113 129H114V131H113ZM117 129V130H116ZM217 129V128H216ZM218 129H219V127H218ZM12 130V131H11ZM20 130V131H19ZM26 131V133H25V131ZM71 130V131H70ZM79 130H81V131H79ZM76 131V132H75ZM98 131V132H97ZM104 131V133H102ZM105 131H106V133L108 132V134H111L110 136L109 135H107L106 133H105ZM111 131V132H110ZM16 132V133H15ZM27 132H29L28 134H27ZM97 132V133H96ZM110 132V133H109ZM63 133V134H64ZM70 133V134H69ZM76 133H77V135H76ZM78 133L80 134V135H78ZM82 133V134H81ZM98 133H100V135L102 136H100ZM218 133V132H217ZM217 133L215 134V132H214V134L215 135H217ZM17 137L16 139L17 140H15V136ZM17 134V135H16ZM26 134V135H25ZM74 134V135H73ZM107 136H106V135ZM21 135V136H20ZM24 135V136H23ZM33 135V136H32ZM35 135V136H34ZM67 135H68V137L69 138H66L67 137ZM87 135H89L88 137H87ZM94 135H98L97 136V138L96 139H93V137H94ZM12 136H14V137H11ZM19 137V138H18ZM22 137H24V138H22ZM31 137V138H30ZM70 137H72V138H70ZM100 137V138H99ZM104 137V138H103ZM108 139H107V138ZM110 137V138H109ZM215 137V136H214ZM12 140H11V139ZM21 138H22V140H21ZM35 138H37V139H35ZM39 138V139H38ZM74 138H75V140H74ZM82 138V139H81ZM87 138H89V139H87ZM92 138V142H90V139ZM28 139V140H27ZM67 141H66V140ZM69 139H72L73 140V142H72V140L70 141ZM84 139H85V141H84ZM99 139V142H97V140ZM101 139V140H100ZM106 139V140H105ZM18 140H19V142H18ZM31 140V141H30ZM81 140V141H80ZM94 140V141H93ZM105 140V141H104ZM17 141V142H16ZM23 141H24V145H22L23 144ZM32 141H33V143H32ZM70 141V142H69ZM84 141V142H83ZM86 141H88V142H86ZM97 142L98 144L96 145V143H94V142ZM101 141V142H100ZM102 141L103 142H105V144L103 143V145L104 146H102L101 144H102ZM108 141V142H107ZM31 142V143H30ZM40 142V143H39ZM75 142V143H74ZM78 142V143H77ZM81 142V143H80ZM107 142V143H106ZM35 143V144H34ZM82 143H83V145H82ZM86 143V144H85ZM91 143V144H90ZM92 143H93V145H92ZM116 145H114V144ZM207 143H209V147L211 146L210 145V143L212 144V141H211V139L209 140V142H207ZM207 143L205 144V145H203L202 146V148L204 149H206V147H207V149L205 150L204 149V151H203V153L204 154H208L210 151H209V149H211V148H209L208 146H207ZM27 144V145H26ZM31 144H34V145H31ZM39 144V145H38ZM79 145V147L81 148V146L83 147V148H81L82 150H80V152H83V153H80L79 151H78V149H80V148H78V145ZM88 144V145H87ZM89 144H90V147H89ZM17 145H19V147L17 146ZM20 145H22V148H21V146ZM26 145V146H25ZM71 145V146H70ZM74 145H76V146H74ZM100 145H101V148H100ZM248 145V146H247ZM35 146H36V148H35ZM66 146H68V149L67 150H69L68 152H67V150H66ZM72 147V148H70V147ZM93 146V147H92ZM96 146V147H95ZM116 147V149L114 148V150H113V147ZM244 146H246V148L244 147ZM27 147V148H26ZM77 147V148H76ZM86 147H88V148H86ZM110 148L111 150V153L112 154H110V156H109V154H106L107 152H105V151H107V149L106 148ZM112 147V148H111ZM117 147H118V149H117ZM225 147V146H224ZM248 147L250 148V149H248ZM19 148V149H18ZM39 148H41V149H39ZM57 148L58 149H60V150H58V152H57ZM104 148V149H103ZM226 148V147H225ZM229 148L230 147H228L227 149L229 150ZM17 149V150H16ZM28 149H29V152H28ZM63 151H62V150ZM71 149H72V151H71ZM77 149V150H76ZM92 149H94V150H92ZM99 149V150H98ZM24 150V151H23ZM31 150V151H30ZM34 150H37V153H36V155H35V152L36 151H34ZM77 151V153L75 152V151ZM95 150H97L96 152H95ZM100 150H103V151H100ZM109 150V149H108ZM243 150V151H242ZM248 150V151H247ZM251 152H250V151ZM23 151V152H22ZM33 151H34V153H33ZM51 151V152H50ZM87 151V152H86ZM90 151H92V152H90ZM113 151V152H112ZM206 151H208V152H206ZM19 152V153H18ZM39 152H40V154H39ZM62 152V153H61ZM75 152V153H74ZM79 152V153H78ZM85 152V153H84ZM104 152H105V154H104ZM244 154H243V153ZM13 153V154H12ZM22 153V154H21ZM24 153H27V154H24ZM65 153V154H64ZM92 153H93V155H92ZM236 153V154H237ZM264 153V152H263ZM47 154H49V155H47ZM62 154V155H61ZM66 155V157H68L67 159H65V156L64 155ZM72 154V155H71ZM77 154V155H76ZM78 154H79V156H78ZM83 156H82V155ZM91 154V155H90ZM96 155V157H95V155ZM236 154H235V156H236ZM241 154V155H240ZM243 154V155H242ZM247 154V155H246ZM25 155H27V156H25ZM29 155V156H28ZM38 155V156H37ZM51 155H53V157H51ZM85 155V156H84ZM244 155L247 157V158H244ZM249 155H250V157H249ZM18 156V157H17ZM20 156H21V158H20ZM44 156H46V157H44ZM50 156V157H49ZM63 156V157H62ZM76 156V157H75ZM99 156H100V158H99ZM114 158V160H115V162H113L114 160H112L113 158ZM241 156V157H240ZM39 159H37V158ZM42 157H44L43 159H48V160H43L42 159ZM93 157V158H92ZM97 157H98V159H97ZM104 157V158H103ZM110 157H111V160H110ZM12 158H13V160H12ZM34 158V159H33ZM51 158V159H50ZM52 158H53V160L56 162V163H58L57 164V166L55 165L56 163H53V160H52ZM70 158V159H69ZM78 158H80L81 159V161H80V159H78ZM90 158V159H89ZM243 158L244 159H246V160H243ZM251 160V163H252V161H254L253 163V165L251 166L249 163V159ZM253 160H252V159ZM263 158V159H262ZM27 159V160H26ZM37 159V160H36ZM65 159V160H64ZM106 161L105 163L103 162L104 160ZM238 161H237V160ZM242 159V160H241ZM19 160H22V161H19ZM26 160V161H25ZM41 160H43V161H41ZM59 160V161H58ZM63 160V161H62ZM74 160V161H73ZM76 160H78L77 162H76ZM96 160V161H95ZM97 160H99V161H97ZM262 160V161H261ZM19 161V163H17ZM24 161V162H23ZM33 163H32V162ZM35 161V162H34ZM50 161H52V162H50ZM64 161L66 162L65 164H64ZM83 161V162H82ZM108 161V162H107ZM110 161H112V162H110ZM243 161H245L246 162V164H244L243 165ZM10 162V163H9ZM27 162V163H26ZM40 162V163H39ZM49 163V165L48 164H44V163ZM68 162V163H67ZM79 162V163H78ZM93 162V163H92ZM100 162V163H99ZM103 162V163H102ZM238 162V163H237ZM241 162V163H240ZM244 162V163H245ZM22 163V164H21ZM30 163V164H29ZM50 163H53L55 166L53 167V164H51L50 165ZM62 163V164H61ZM70 163H71V165H70ZM91 163V164H90ZM108 164V166L110 167H108L107 166V164ZM16 164V165H15ZM18 164H20V165H18ZM40 164V167L38 166ZM42 164H43V166H42ZM61 164V165H60ZM63 164L65 165L64 166V168L66 169H64L63 170ZM74 164V165H73ZM85 164V165H84ZM97 164H99L98 166H97ZM104 164H106V165H104ZM133 165L132 167H133V169L131 168L130 169V165ZM241 166V167H243V166H245L244 168H243V170H245V171H243L242 172V169H241V167L239 166V165ZM248 164H249V166L251 167V168H249V166H248ZM10 165V166H9ZM28 165V166H27ZM33 165V166H32ZM58 165H59V167H58ZM66 165H67V168H75L76 167V169H67L66 168ZM68 165H69V167H68ZM77 165H78V167H77ZM135 165V166H134ZM229 165V166H230ZM262 165V166H261ZM16 166V167H15ZM27 166V167H26ZM30 166L32 167V168H30ZM36 168H35V167ZM43 168H42V167ZM46 166H48V167H46ZM60 166H61V168H60ZM96 166V167H95ZM215 166V169H216V167L218 166L219 168L221 167V165H219V163H218V165H217V163L214 165ZM247 166H248V168H247ZM261 166V167H260ZM12 167V168H11ZM33 167L35 168V169H33ZM45 167V168H44ZM53 167V168H52ZM95 167V168H94ZM107 170V169H109L108 171L109 172H111V173H108V171H106L104 168ZM240 167V168H239ZM9 168V169H8ZM18 170H17V169ZM25 168H27V169H29V170H27V169H25ZM40 168H42V169H40ZM47 168H49V169H47ZM54 168H55V170H54ZM56 168H60V171L61 170H63V171H56L57 169ZM89 168V169H88ZM227 168H230V167H227ZM245 168H247V169H245ZM22 169V170H21ZM45 169V170H44ZM52 169H53V171H52ZM88 169V170H87ZM92 169V170H91ZM93 169H94V171H93ZM97 169V172L95 171ZM103 169H104V171H103ZM212 169H214V167H212ZM240 169H241V171H240ZM259 169V170H258ZM20 170V171H19ZM35 170H37L38 171V174L35 172ZM40 170H41V172H40ZM49 170H51V171H49L50 173H48V171ZM78 170V171H77ZM80 170V171H79ZM111 170V171H110ZM225 170H226V172H225ZM256 170H258V171H256ZM7 171H8V174H7ZM32 171V172H31ZM43 171H45V172H43ZM58 172V173H64L65 171V173L64 174H62L61 175V177H60V174H58V175H56V178H55V173L56 172ZM68 171L69 172H71V173H68ZM84 171V172H83ZM93 171V172H92ZM113 171V172H112ZM248 171V172H247ZM36 173V175H33L34 173ZM74 172V173H73ZM104 172V174H101V173H103ZM17 173V174H16ZM31 173H33V174H31ZM41 173V174H40ZM46 173V174H45ZM53 173V174H52ZM73 173V174H72ZM76 173V174H75ZM77 173L79 174V175H77ZM89 173V174H88ZM96 175H95V174ZM99 173H100V175H101V177H100V175H99ZM106 173V174H105ZM114 173L116 174V173H118V176L116 177V175H114ZM121 173V174H120ZM126 175L125 177H124V174ZM178 173V176H177V179H178V177L180 176L181 178H183L182 176H183V174L180 172V171H178L177 172ZM176 173V174H177ZM239 173H241V175H242V177H240L241 179H239L238 177L239 176H241V175H239ZM244 173H245V175H244ZM249 173V174H248ZM260 173H262V174H260ZM22 174V175H21ZM44 174V175H43ZM47 174H49L48 175V177H47ZM51 174V175H50ZM70 174V175H69ZM123 174V175H122ZM227 174L229 175L230 174V176H227ZM252 174V175H251ZM16 175V176H15ZM20 175V176H19ZM26 175V176H25ZM66 175H67V177H66ZM93 175H95L96 176V178H97V180H96V182H95V179L96 178H94L93 177ZM99 175V176H98ZM103 175V176H102ZM104 175H106V177H104ZM109 175H111V178H109L110 176ZM123 177H122V176ZM182 175V176H181ZM260 175H262V176H260ZM28 176V177H27ZM37 176V177H36ZM52 176H54V178L52 177ZM58 176V177H57ZM63 176H64V178H63ZM94 178V180H93V178ZM109 176V177H108ZM224 176V177H223ZM235 176H237V177H235ZM247 176V177H246ZM250 176H252V179H251V177ZM261 178H260V177ZM23 177V178H22ZM30 177V178H29ZM45 179H44V178ZM65 177H66V181L64 180L65 179ZM74 177H75V179H74ZM88 177V178H87ZM91 177V178H90ZM116 177V178H115ZM120 177H122V178H120ZM127 177V178H126ZM179 177V179H181ZM227 177V178H226ZM229 177V178H228ZM232 177L234 178V179H232ZM245 177H246V179H245ZM259 177V180L257 179ZM7 178V179H6ZM10 178V179H9ZM18 178V179H17ZM22 178V179H21ZM33 178H34V181L31 183V179L33 180ZM61 180H60V179ZM63 178V179H62ZM73 178V179H72ZM82 178H84V179H81ZM109 178V179H108ZM114 178V179H113ZM118 178V179H117ZM53 179L54 180H58L59 181V183H58V181L56 182H54L53 181ZM90 179H92V180H90ZM103 179V180H102ZM120 179V180H119ZM193 179V178H192ZM191 179V180H192ZM223 179H225V181L223 180ZM226 179H228V180H226ZM230 179V180H229ZM256 179V180H255ZM261 179H263V180H261ZM15 180V181H14ZM18 180H20V181H18ZM46 183H44L43 181ZM48 180H50V181H48ZM69 180V181H68ZM79 180V181H78ZM86 180V181H85ZM89 180V181H88ZM100 180V182H98ZM104 180H110L109 182H111V183H109V182H106V181H104ZM123 181V182H120V181ZM223 180V181H222ZM233 180H236V181H233ZM240 180H243L242 182H240ZM255 180V181H254ZM260 181V182H258V181ZM9 181V182H8ZM17 181V182H16ZM61 181V182H60ZM63 181H65L64 182V184H63ZM71 181H72V183H71ZM78 181V182H77ZM93 181V182H92ZM115 181H117V182H115ZM125 181V182H124ZM258 182L257 184H258V187L256 186V184H255V182ZM263 181V182H262ZM7 182V183H6ZM20 182V183H19ZM24 182V183H23ZM27 182V183H26ZM48 182V183H47ZM51 182H54V183H51ZM74 182V183H73ZM80 182V183H79ZM89 182V183H88ZM92 182V183H91ZM104 182H105V184H104ZM112 182H113V184H114V182L116 183V184H114V186L116 187H114L113 185H112ZM119 182V183H118ZM230 182H231V184H230ZM238 182V183H237ZM245 182V183H244ZM249 182H251V184L249 183ZM253 182V183H252ZM262 182V183H261ZM43 183V184H42ZM62 184V187H61V185H60V187L58 186V185H56V184ZM77 183V184H76ZM82 183H83V185H82ZM95 183V184H94ZM96 183H97V185H98V183H100L98 186L96 185ZM103 183V184H102ZM107 183H109V184H107ZM117 183L119 184V186L121 187H119L118 185H117ZM123 183V184H122ZM234 183H236V184H234ZM241 183V184H240ZM246 183H248L249 184V186H250V188H252V190H249L248 189V184H246ZM14 184V185H13ZM48 184V185H47ZM53 184H55L56 186H53ZM70 184V185H69ZM72 184H74V185H72ZM83 186H81V185ZM85 184H88V185H85ZM91 184H92V186H91ZM243 184H244V186H246V188H247V191L249 190V192H253V191H255L256 189V191H258V192H253V193H255V194H253V193H248L245 189V187L243 186ZM255 184V185H254ZM17 185V186H16ZM31 185V186H30ZM45 185L48 187V188H46V190L48 189H50V188H52L53 190H54V192L53 193H55V191H56V193H55V195H57V196H55L53 193H52V191L53 190H49V191H47L46 192V190H44L45 188ZM95 185V186H94ZM103 185H106V186H103ZM110 185H112L113 187H111ZM135 185H136V187H140L141 188V190H139L138 188H136L135 187ZM139 185V186H138ZM145 185H146V183H145ZM233 185V186H232ZM234 185H236V186H234ZM239 185V186H238ZM64 186V187H63ZM78 186V188H75V187H77ZM90 187V189H92V190H90L89 189V187ZM97 186V187H96ZM100 186V187H99ZM107 186H109V188L111 189H109V188H107ZM133 186V188L132 189H134V190H132L131 189V187ZM221 188H220V187ZM224 188H223V187ZM259 186H260V189L261 188H263V189H261V190H259ZM26 188V189H24V188ZM55 187H58V188H61L60 190L59 189H57V188H55ZM73 187V188H72ZM80 187V188H79ZM86 187H87V189H86ZM92 187V188H91ZM93 187H95V189L97 190H95V192L93 191L94 189H93ZM99 187V188H98ZM187 187H190V189L189 188H187ZM242 187V188H241ZM254 187V188H253ZM257 187V188H256ZM44 188V189H43ZM64 188V189H63ZM73 190H72V189ZM101 188V189H100ZM106 188V189H105ZM120 189V191H121V189H122V192L120 193V191H119V189ZM223 188V189H222ZM231 188V189H230ZM232 188L234 189V190H232ZM244 188V190H242ZM66 189V190H65ZM77 189V190H76ZM112 189H114V191L115 190H117V192L116 193H118V197H120L119 199H118V197H117V194L114 192V191H112ZM138 189V190H137ZM239 191H238V190ZM253 189H255V190H253ZM42 190V191H41ZM72 190V191H71ZM87 190H90V192H92L91 194H95V195H91L90 194V192L88 191V193H87ZM99 190V191H98ZM108 190V191H107ZM125 190V191H126ZM137 190V191H136ZM188 190V191H187ZM193 190V191H192ZM202 190V191H201ZM203 190H204V193H203ZM63 191V192H62ZM70 191H71V193H70ZM75 191H77V192H75ZM78 191H80V192H78ZM81 191H83L82 193H81ZM101 191V192H100ZM106 191V193H103V192H105ZM109 191H112V193L114 194H112L111 192H109ZM134 191H136L137 193H135ZM139 191V192H138ZM143 191H144V193H145V195H147L146 197H144L145 195H144V193H143ZM178 191H177V195H178ZM189 191H191V193L189 192ZM231 191V192H230ZM244 191V192H243ZM27 192H29V193H27ZM60 192H61V194L62 195H64L65 193L67 194V196H66V194L64 195V196H62L61 194H60ZM65 192V193H64ZM98 192H99V195H100V198H102V199H100L99 198V195H98ZM134 192V193H133ZM176 192V191H175ZM183 192V193H182ZM186 192V193H185ZM218 192H221V193H218ZM229 192V193H228ZM236 192V193H235ZM238 192V193H237ZM240 192H241V194L242 195H240ZM246 194V196L243 194ZM247 192V193H246ZM40 193V194H39ZM41 193H43V194H47L46 195V197H45V195H43L44 196V199H43V196H42V194ZM48 193H51L50 195L48 194ZM75 193V194H74ZM78 194V198H77V194ZM85 193V194H84ZM107 193H109V194H107ZM111 193V194H110ZM140 193V194H139ZM141 193H143L142 195L143 196H141ZM187 193H189L188 195H186ZM205 193H206V195H208L207 196V200H206V195H205ZM216 193H218V195L216 194ZM231 193V194H230ZM234 193V194H233ZM257 193V194H256ZM261 195H260V194ZM19 194V195H18ZM37 194V195H36ZM71 196H70V195ZM88 194H90V196L88 195ZM105 194V195H104ZM226 194V195H225ZM233 194V195H232ZM247 194H250L249 196L247 195ZM252 194V195H251ZM41 195V196H40ZM55 196V200H53V196ZM76 197H75V196ZM87 195H88V197H87ZM101 195H103L102 197H101ZM106 195H108V196H106ZM114 196V198L117 200H115V199H113V196ZM138 195V197H136V196ZM186 195V196H185ZM202 195H204L205 196V199L203 198L204 196H202ZM229 195V196H228ZM231 195V196H230ZM238 195V196H237ZM14 196V197H13ZM31 198H30V197ZM34 198H33V197ZM111 197V199L112 200H114L113 202H111L112 200L111 199H104L105 197ZM140 196V197H139ZM187 196H189V200H188V197ZM194 196V197H193ZM200 196V197H199ZM202 196V197H201ZM216 196H218V197H216ZM224 196V197H223ZM227 196V197H226ZM233 196H234V198H233ZM257 196H259V197H257ZM260 196L262 197V198H260ZM37 197H38V199H37ZM41 197H42V199L44 200V202H43V200H42V204H37V203H39L41 200H39V199H41ZM58 197V198H57ZM62 197V198H61ZM109 197V198H110ZM142 197V198H141ZM187 197V198H186ZM190 197L192 198V199H190ZM223 197V198H222ZM249 197V198H248ZM5 198V199H4ZM33 198V199H32ZM47 198V199H46ZM67 198V199H66ZM91 198H92V201L94 200V198H95V203H94V201H93V204H95L94 205V208L97 210V214H96V210H94V208H93V204L91 205ZM96 198H97V200H96ZM136 198V199H135ZM197 199V202L196 201H194L195 202V204L194 203H190V202H192V200L193 199ZM211 198V199H210ZM213 198V199H212ZM219 198H221L220 199V201L221 202H219L218 201V199ZM245 198V199H244ZM250 198H252V200H250ZM9 199V200H8ZM27 199V200H26ZM32 199V200H31ZM62 199V200H61ZM75 199V200H74ZM82 199V200H81ZM100 199V200H99ZM121 199V200H120ZM141 199V200H140ZM142 199H144V200H142ZM187 199V200H186ZM202 199H203V203L201 202L202 201ZM210 199V200H209ZM223 199V200H222ZM226 199V200H225ZM243 199V200H242ZM249 199V200H248ZM31 200V201H30ZM34 200H38V202H34ZM51 200V201H50ZM90 202H89V201ZM100 202H99V201ZM102 200V201H101ZM106 200H110V202L111 203H113V204H111L109 201H105ZM137 200L139 201L138 203H137ZM181 200V201H180ZM187 201V202H183V201ZM191 200V201H190ZM200 200V201H199ZM212 200V201H211ZM217 200V201H216ZM243 201V203H242V201ZM256 201V202H254V201ZM259 201V205H258V201ZM10 201V202H9ZM47 201V202H46ZM72 201H74L75 203H73ZM82 201L84 202V203H82ZM86 201V202H85ZM134 201H136L135 203H133ZM199 201V202H198ZM209 201H211V202H213V203H211V202H209ZM223 201H224V203H223ZM234 201V202H233ZM248 201H249V203H248ZM27 202V203H26ZM52 204H51V203ZM60 202V203H59ZM72 202V203H71ZM80 202V203H79ZM89 202V203H88ZM98 202V203H97ZM104 202V203H103ZM108 202V203H107ZM181 202V203H180ZM203 204H201V203ZM205 202V203H204ZM216 202V203H215ZM221 203V204H219V203ZM228 202V203H227ZM245 202V203H244ZM252 202V203H251ZM47 203V204H46ZM76 203H78V204H76ZM86 203H87V206H86ZM105 203L106 204H108V205H106L105 206ZM109 203H110V205H112V206H109ZM182 203H184L183 205H185L184 206V208L187 206V204H192V205H190V206H193L194 207V209L191 207L190 209H189V205H188V207H186V210H184L183 209V205H182ZM196 203H200V205H198V207H196L197 205H196ZM208 203V204H207ZM211 205H210V204ZM231 205H230V204ZM236 203V204H235ZM238 203V204H237ZM250 204V205H248V204ZM255 203H256V205H255ZM262 205H261V204ZM35 204V205H34ZM81 204V206L79 207V205ZM84 204H85V207H84ZM89 204V205H88ZM139 205V208L137 207L138 205ZM205 204V205H204ZM228 204V205H227ZM235 204V205H234ZM253 204V206H251ZM6 205H7V208H6ZM38 205V206H37ZM43 205V206H42ZM48 205H50L49 207H48ZM55 205V206H54ZM72 205V206H71ZM76 205V206H75ZM128 205V206H127ZM131 205V206H130ZM133 205V206H132ZM136 205V206H135ZM195 205V206H194ZM209 205V206H208ZM214 205V206H213ZM218 205H220V207L218 206ZM227 205V206H226ZM238 205V206H237ZM239 205H241V206H239ZM255 205V206H254ZM15 206V207H14ZM39 206H40V209H38L39 208ZM45 206V207H44ZM52 206V207H51ZM92 207V208H90L91 210H92V213L94 212L96 215V219H99V222H98V220L96 221L95 220V218L94 217H92V214H91V212L89 211L90 209H89V207ZM96 206V207H95ZM123 206H125V207H123ZM127 206V207H126ZM165 206H166V208H165ZM168 206V207H167ZM175 208H174V207ZM202 208H201V207ZM222 206V207H221ZM227 207V208H223V207ZM229 206H231V207H233V208H231V207H229ZM248 206H250V207H248ZM256 206H260L259 208L258 207H256ZM71 207V208H70ZM104 207H106V208H104ZM116 211V212H114V215L112 214L113 213V209ZM131 207V208H130ZM135 207H137L138 209L136 210V208ZM164 207V208H163ZM171 207H173V209L171 210ZM178 207V211H180L179 213L177 212V210H175L176 208ZM201 208L200 210L198 209V208ZM229 207V208H228ZM247 207V208H246ZM256 207V208H255ZM10 208V209H9ZM41 208H42V213H40V215H39V213H36V211L37 212H41L40 210H41ZM44 208V209H43ZM48 208H49V210H48ZM58 208V209H57ZM65 208V209H64ZM74 208V209H73ZM80 208V209H79ZM82 208V209H81ZM124 208L126 209L125 211H123L124 210ZM211 208H213V209H211ZM222 208V209H221ZM235 208H238V209H235ZM243 208L244 209H246V210H243ZM249 208V209H248ZM254 208V209H253ZM88 209V210H87ZM134 209V210H133ZM170 209V210H169ZM180 209V210H179ZM187 209H189V210H191L190 212H189V210H187ZM192 209H193V211H195V210H197V211H199V212H197V214L195 213H192L193 211H192ZM217 209V210H216ZM226 209H227V212H228V214H226ZM229 209V210H228ZM235 209V210H234ZM251 209V210H250ZM256 209V210H255ZM261 209H262V211H261ZM6 210V211H5ZM29 210V211H28ZM32 210V211H31ZM39 210V211H38ZM47 210V211H46ZM82 210V211H81ZM85 210H87L86 212H84ZM94 210V211H93ZM100 210H102V211H100ZM120 210V211H119ZM136 210V211H135ZM166 210V211H165ZM183 210V211H182ZM215 210L217 211V212H215ZM222 210V211H221ZM253 210V211H252ZM257 210H259V212L257 211ZM47 213H46V212ZM59 211V212H58ZM62 211V212H61ZM73 211V212H72ZM99 211V212H98ZM109 211V212H108ZM124 212V214H123V212ZM133 211H135V212H133ZM175 211H176V214H175ZM186 211L187 212H189V213H186ZM224 211H225V213H224ZM243 211V212H242ZM246 211V212H245ZM5 212H7V213H5ZM33 212V213H32ZM43 212L45 213V215H43V218L42 219H44L46 222H47V228H46V226H45V229H43V231L41 230H37L36 228H43L42 226H44L45 224H46V222L45 221H43L42 219L40 220V217H42V215L41 214H43ZM48 212H50V213H48ZM74 212H75V215H74ZM79 212H80V215H79ZM87 212H90V213H88V214H90L89 215V218H88V215L86 214ZM102 212L104 213L105 212V214L104 215H108V213H109V216L107 217V215H106V217L105 216H103V214H102ZM112 212V213H111ZM127 212V213H126ZM144 212V211H143ZM174 212V213H173ZM182 212V213H181ZM196 212V211H195ZM236 212L238 213L237 215H236ZM252 212V213H251ZM257 212V213H256ZM262 212V213H261ZM35 213H36V216H35ZM52 213V214H51ZM63 213V214H62ZM67 213H69V215L67 214ZM71 213V214H70ZM78 213V214H77ZM86 214V216H87V218H86V216L84 215V214ZM118 213H120V214H118ZM133 213V214H132ZM134 213H135V216H134ZM136 213H137V215H136ZM166 213V214H165ZM185 213V214H184ZM194 214V215H192V214ZM215 213H218V214H215ZM220 213V214H219ZM225 215H224V214ZM234 213V214H233ZM254 213V214H253ZM51 214V215H50ZM84 216V219H83V216ZM102 214V215H101ZM115 214H118V215H120V216H122V215H124L125 216V218H122V217H118V218H115L114 216H115ZM122 214V215H121ZM128 214H130V215H128ZM139 214H140V216H141V218H139L140 216H139ZM173 214V215H172ZM176 216H175V215ZM177 214H179L178 215V218H177ZM182 214V215H181ZM189 214H191V216H192V218H191V216L189 215ZM213 214V215H212ZM262 214V215H261ZM16 215V216H15ZM46 215H48V216H46ZM49 215H50V217H49ZM57 215V216H56ZM71 215V216H70ZM74 215V216H73ZM94 215V214H93ZM111 215H113V218H112V216ZM117 215V216H118ZM185 217H184V216ZM209 215H211V218H210V216ZM221 215H224V216H222L221 217ZM238 216L237 218H235L236 216ZM241 215V216H240ZM245 216V218H244V216ZM256 215V216H255ZM25 216V217H24ZM35 216V217H34ZM52 216H54V217H52ZM62 217V219H61V217ZM68 217V220H67V218L66 217ZM78 216V217H77ZM81 216H82V218H81ZM90 216H91V218H90ZM99 216V217H98ZM116 216V217H117ZM134 216V217H133ZM138 218H137V217ZM148 216V217H147ZM180 216V217H179ZM183 216V217H182ZM194 216H195V221L197 220V222H195L194 221ZM203 216H204V218H205V216H206V220H203L204 218H203ZM214 218H213V217ZM232 218H230V217ZM234 216V217H233ZM259 216V217H258ZM37 217H39V218H37ZM45 217V218H44ZM64 217V218H63ZM101 217H103V219L101 218ZM128 217V218H127ZM135 217H136V219L138 220H135ZM143 217H144V219H143ZM146 217V218H145ZM191 219V220H189V218ZM199 217H201V218H199ZM208 217V218H207ZM217 217V218H216ZM219 217V218H218ZM226 217V218H225ZM243 217V218H242ZM249 217V218H248ZM35 218H37V219H35ZM50 220H49V219ZM52 218V219H51ZM54 218V219H53ZM86 218V219H85ZM94 218V219H93ZM106 218V220H108L109 222H106V220L105 221H103L104 219ZM110 218V219H109ZM121 218H122V220H121ZM181 218V219H180ZM186 218L188 219V220H186ZM197 218V219H196ZM233 218H234V220H233ZM35 221H34V220ZM38 219L40 220V222L38 221ZM59 219H61V221L59 220ZM83 219V220H82ZM90 220L89 221V223H88V221L87 220ZM93 219V220H92ZM114 219V220H113ZM116 219H117V221H116ZM123 219H124V221H123ZM126 219V220H125ZM134 219V220H133ZM142 219V220H141ZM211 219V220H210ZM219 219V220H218ZM224 219V220H223ZM237 219V220H236ZM3 220V221H2ZM5 220V221H4ZM49 220V221H48ZM52 220V222L54 221H56L55 222V224H54V222L51 224V226H49V222ZM64 220V221H63ZM70 220H72V221H70ZM87 222H85V221ZM102 220V221H101ZM116 221L117 223V225L119 226V228L120 227H122V229L120 228V230H122V232L120 233V230H119V228H118V226H115L116 224H115V222H113V221ZM128 220V223H129V220H130V225L126 222ZM146 220V221H145ZM201 220V221H200ZM32 221H34V223L32 222ZM43 221V222H42ZM82 221H83V223H84V225H83V223H82ZM189 221V222H188ZM203 221V222H202ZM206 221V222H205ZM256 221V222H255ZM263 221V222H262ZM29 222V223H28ZM32 222V223H31ZM35 222H36V224H35ZM37 222H38V224H37ZM41 222L42 223H44L42 226H40L39 224H41ZM58 222V223H57ZM62 222H63V224H64V226H63V224H62ZM71 222V223H70ZM102 222V224H103V226H102V224H100ZM104 222V223H103ZM122 222V223H121ZM123 222H124V226L126 225L127 227H124L123 228V226H122V224H123ZM133 222V223H132ZM137 222V223H136ZM156 222H158V223H156ZM171 222H173V221H171ZM211 222H212V224H211ZM236 222H237V224H236ZM31 223V224H30ZM90 223H92V224H90ZM98 223V224H97ZM127 223V224H126ZM187 223V224H186ZM193 223H195V227H194V224ZM206 223V224H205ZM216 223V224H215ZM33 224V225H32ZM57 224H59L58 226H57ZM67 224V225H66ZM68 224H71L70 226L72 227V228H70V226L68 225ZM80 224V225H79ZM83 226H82V225ZM95 224H97V226L95 225ZM99 224H100V227L101 228H99ZM105 224V225H104ZM108 224V225H107ZM111 226H110V225ZM121 224V225H120ZM136 224V225H135ZM146 224V225H145ZM191 224H193V225H191ZM196 224H198V225H196ZM209 224H211L210 225V227H208L209 226ZM227 226H226V225ZM228 224H229V227H228ZM245 224V227L243 226ZM254 226H253V225ZM21 225V226H20ZM32 225V226H31ZM53 225H55V227L53 226ZM61 225V227H59ZM78 225V226H77ZM181 226V228H179L180 226ZM188 225V226H187ZM204 225H206V226H204ZM219 225V226H218ZM236 225V226H235ZM34 226V227H33ZM36 226V227H35ZM68 226H69V228H68ZM82 226V227H81ZM96 226V227H95ZM111 227V229H110V227ZM136 228H135V227ZM138 226V227H137ZM148 226V227H147ZM192 226V227H191ZM212 226H213V228H212ZM235 226V227H234ZM49 227V228H48ZM50 227H51V229H50ZM56 227H57V229H56ZM64 227H65V230H64ZM78 228V229H80V230H78V229H76V228ZM81 227V228H80ZM92 227V228H91ZM107 228V227H109V230L108 229H104V228ZM151 227V228H150ZM163 227V228H162ZM170 227V229H171V231L168 229ZM194 227V228H193ZM217 227V228H216ZM220 227V228H219ZM68 228V229H67ZM96 228H98V229H96ZM104 230H103V229ZM113 228H114V230H116V232L113 230ZM116 228V229H115ZM127 228V229H126ZM154 228V229H153ZM160 229V231L162 232V234L161 233H158V230L157 231H155L156 229ZM179 228V229H178ZM206 228H208V229H206ZM215 228V229H214ZM229 228H231V229H229ZM255 228V229H254ZM34 229V230H33ZM49 229V231L51 232V230L52 229H55V231L54 232H56V234L54 233V232H51L50 233V235L51 236H53V238L55 239V237H54V235H57V237L59 238V240H58V238L56 237V239H55V243L53 242L54 240H52L53 238L51 237V242H49L50 241V237L48 236L49 234H48V232L49 231H47V230ZM74 229V230H73ZM86 229H89V230H86ZM92 229V230H91ZM94 229V230H93ZM129 229V230H128ZM149 229H151L150 231H149ZM164 230V231H162V230ZM197 229V230H196ZM202 229V230H201ZM212 229V230H211ZM226 229V230H225ZM234 229V230H233ZM246 229V230H245ZM253 229V230H252ZM19 230V231H18ZM59 230V231H58ZM61 230V231H60ZM62 230H64L63 232H62ZM73 230V231H72ZM83 230V231H82ZM100 230H102V231H100ZM125 230V231H124ZM133 230V231H132ZM154 230V231H153ZM169 232H167V231ZM173 230V231H172ZM178 230V231H177ZM183 230V231H182ZM190 230H191V232H190ZM204 230H206V231H204ZM209 230H211V231H209ZM227 230H228V232H227ZM242 230H244V231H242ZM259 230V231H258ZM16 231V232H15ZM21 231V232H20ZM38 231H39V235H37L38 234ZM46 231H47V233H46ZM69 231V232H68ZM94 231H95V233H94ZM97 231V232H96ZM144 231V232H143ZM180 231V232H179ZM182 231V232H181ZM186 231H187V233H186ZM197 231H198V233H197ZM204 231V232H203ZM214 231V232H213ZM251 231V232H250ZM254 231V232H253ZM30 232V233H29ZM34 232L35 233H37V234H34ZM45 232L46 234V237L48 236V240H44L43 242L44 243H47V244H43L41 241L43 240V237L45 236H43V233ZM73 232V233H72ZM78 232H80L79 234H78ZM88 232V233H87ZM90 232V233H89ZM91 232H92V234H91ZM113 232H114V234H113ZM118 232V233H117ZM147 232V233H146ZM151 232V233H150ZM164 232V233H163ZM175 232V233H174ZM208 232V233H207ZM212 232H213V234H212ZM223 232V233H222ZM60 233V234H59ZM67 233V234H66ZM70 233V234H69ZM72 233V234H71ZM94 233V234H93ZM97 233H98V235H97ZM102 235H101V234ZM103 233H106V235L105 234H103ZM107 233H109V235L107 234ZM112 233V234H111ZM133 235H132V234ZM166 233H168V234H166ZM179 233V234H178ZM251 233V234H250ZM256 233V234H255ZM1 234H3V235H1ZM41 234V235H40ZM48 234V235H47ZM60 236H59V235ZM62 234V235H61ZM65 234V235H64ZM73 234H75V235H73ZM82 235V238H81V235ZM86 234V235H85ZM96 234V235H95ZM100 234V235H99ZM116 234H119V235H116ZM152 234V235H151ZM166 234V235H165ZM173 234V235H172ZM188 234V235H187ZM200 234V235H199ZM206 234H207V236H206ZM216 234V235H215ZM228 234V235H227ZM231 234V235H230ZM249 234V235H248ZM9 237H8V236ZM63 235L65 236V237H63ZM67 235V236H66ZM68 235H69V238H68ZM80 235V236H79ZM91 235L93 236V239H92V237H91ZM107 235H108V237H107ZM131 235V236H130ZM167 235H169V237L167 236ZM172 235V236H171ZM177 235V236H176ZM189 235H191V236H189ZM194 235H196V236H194ZM199 235V236H198ZM202 235H203V237H202ZM212 235H214V236H212ZM226 235H227V237H226ZM239 235V236H238ZM245 235H247V236H245ZM251 235V236H250ZM261 235V236H260ZM4 236V237H3ZM33 236V237H32ZM41 236H42V238H41ZM62 236V237H61ZM71 236V237H70ZM73 236H75V237H73ZM77 236H79V238H81V239H77L76 240V237ZM83 236L85 237V238H83ZM94 236H95V240H97V242L96 241H92L91 242V240H94ZM114 236V237H113ZM127 236V237H126ZM134 236V237H133ZM154 236V237H153ZM161 236V237H160ZM165 236V237H164ZM168 238H170V239H167V237ZM171 236V237H170ZM175 236V237H174ZM180 236V237H179ZM210 236V237H209ZM216 236V237H215ZM233 236H234V238H233ZM18 237V238H17ZM35 237V238H34ZM44 238V239H47V238ZM60 237H61V239H63V241L60 239ZM72 237H73V239L74 240H72ZM87 237V238H86ZM119 237V238H118ZM125 237V238H124ZM135 237H136V239H135ZM138 237V238H137ZM158 237V238H157ZM174 237V238H173ZM196 237H198V238H196ZM209 237V238H208ZM220 237V238H219ZM231 237V238H230ZM245 237V238H244ZM253 237V238H252ZM4 238V239H3ZM6 238V239H5ZM32 238H34V239H32ZM64 238H66V239H64ZM68 238V239H67ZM99 238V239H98ZM117 238V239H116ZM163 238V239H162ZM175 239V240H172V239ZM196 238V239H195ZM207 238V239H206ZM237 238V239H236ZM250 238V239H249ZM31 239V240H30ZM42 239V240H41ZM70 239V240H69ZM87 239V240H86ZM91 239V240H90ZM125 239H127V240H125ZM162 239V240H161ZM179 240V241H177V240ZM182 239V240H181ZM199 241H198V240ZM204 239V240H203ZM211 239V240H210ZM213 239V240H212ZM241 239V240H240ZM244 239V240H243ZM4 240V241H3ZM72 243V245L70 244V242ZM79 240H81L82 241V245H81V242L79 241ZM89 240V241H88ZM124 240H125V242H124ZM130 240V241H129ZM168 240V241H167ZM170 240H171V242H170ZM246 240V241H245ZM250 240V241H249ZM37 243H36V242ZM38 241H40V242H38ZM75 241H76V243H75ZM79 241V242H78ZM83 241H85V242H83ZM88 241V242H87ZM107 241V242H106ZM126 241H127V244H125L126 243ZM149 241V242H148ZM175 241V242H174ZM201 241V242H200ZM203 241V242H202ZM206 241V242H205ZM228 241V242H227ZM234 241V242H233ZM236 241V242H235ZM241 241V242H240ZM36 244H35V243ZM53 242V243H52ZM62 242H63V244L65 245H63L62 244ZM94 242H96V243H94ZM109 242V243H108ZM135 242V243H134ZM144 242V243H143ZM160 242V243H159ZM176 242H177V245H176ZM178 242H179V244H178ZM186 244H185V243ZM212 244H211V243ZM245 242V243H244ZM77 244V243H79L80 244V246L78 247V244L76 245V246H74V244ZM85 244V246H83L84 244ZM91 243V244H90ZM106 243V244H105ZM159 245H158V244ZM171 243V244H170ZM181 243V244H180ZM198 243V244H197ZM201 243V244H200ZM223 244V246L221 245V244ZM231 243V244H230ZM28 244V245H27ZM43 244V246H41ZM49 244V247H48V249L49 248H51V249H53L54 247H58V248H55V250L53 249V250H49L48 252H47V250L45 251V249L47 248L46 247V245H48ZM50 244H60L61 245V247H60V245L58 246H53V248H52V246L50 245ZM69 244H70V246H69ZM88 244H90L91 245V247L88 245ZM93 244H95V245H93ZM100 244V245H99ZM105 244V245H104ZM153 244L155 245V246H153ZM238 246H237V245ZM240 244V245H239ZM261 244V245H260ZM34 245V246H33ZM40 245V246H39ZM93 245V246H92ZM128 245V246H127ZM148 245V246H147ZM152 245V246H151ZM161 245V246H160ZM164 245V246H163ZM178 245H180V248L178 247ZM210 245V246H209ZM259 245V246H258ZM2 246V247H1ZM3 246H5L4 248H3ZM26 246H28V247H26ZM64 246V247H63ZM69 246V247H68ZM71 246H74L75 247V249L78 251H76L75 249L73 250L72 248L73 247H71ZM96 246V247H95ZM103 246V247H102ZM122 246V247H121ZM131 246V247H130ZM132 246H133V248H132ZM185 246H186V248H185ZM188 246V247H187ZM192 246V247H191ZM212 246V247H211ZM222 246V247H221ZM230 246V247H229ZM233 246V247H232ZM253 246V247H252ZM257 246L259 247V248H257ZM25 247V248H24ZM35 247H37V248H35ZM40 247H41V249H40ZM42 247L43 248H45L44 249V252H45V254H43L44 252H43V250H42ZM61 248V250H60V248ZM71 247V248H70ZM77 247H78V249H77ZM87 247H89V248H87ZM119 247V248H118ZM129 247V248H128ZM143 247V248H142ZM159 247V248H158ZM164 247V248H163ZM175 247V248H174ZM181 247H183L182 249H181ZM236 247H237V249H236ZM238 247H239V249H238ZM249 247H251V248H249ZM255 247V248H254ZM17 248V249H16ZM19 248V249H18ZM31 248V249H30ZM64 248V251L66 252V254H68L67 256H66V254H64V255H62L63 253H65L62 249ZM65 248H69L70 250H71V253H69L70 251H66V249ZM81 248H83V250L84 249H86V250H82ZM95 248V249H97V250H93V249ZM108 248V249H107ZM111 248V249H110ZM176 248H178V249H176ZM191 248V249H190ZM214 248V249H213ZM222 248H224V249H222ZM247 248H249V249H247ZM261 248V249H260ZM91 249V250H90ZM113 249V250H112ZM140 249V250H139ZM184 249L187 251H184ZM188 249V250H187ZM247 249V250H246ZM4 250L7 252H4ZM27 250H28V252H27ZM38 250H41L39 253L37 252ZM84 252V254H88L87 256L85 255V256H83L84 254H82V251ZM88 250H90L89 251V253H88ZM92 250L95 252H92ZM103 250V251H102ZM108 250V251H107ZM115 250V251H114ZM166 250V251H165ZM229 252H231V253H229ZM250 250V251H249ZM17 251V252H16ZM36 253H35V252ZM57 251H58V253H57ZM61 251V252H60ZM63 251V252H62ZM176 253H175V252ZM181 251V252H180ZM186 252V253H184V252ZM245 251V252H244ZM255 251V252H254ZM263 251V252H262ZM25 252V253H24ZM33 252V253H32ZM47 252V253H46ZM51 252V253H50ZM92 252V253H91ZM113 252V253H112ZM129 252H131V253H129ZM189 252H190V254H189ZM242 254H241V253ZM252 252V253H251ZM10 253V254H9ZM30 253H31V255H30ZM36 255H35V254ZM49 253V254H48ZM61 255H60V254ZM98 253V254H97ZM196 253H198V255L196 254ZM29 254V255H28ZM47 254V255H46ZM51 254V255H50ZM58 254V255H57ZM71 254V255H70ZM91 256H90V255ZM105 254V255H104ZM111 254H113V255H111ZM137 254V255H136ZM167 254V255H166ZM176 254H177V256H176ZM186 254V255H185ZM197 256H195V255ZM232 256H230V255ZM238 254V255H237ZM239 254H240V256H239ZM261 254V255H260ZM40 255H45V256H47V258L45 257V256H40ZM54 257H53V256ZM57 255V256H56ZM110 255V256H109ZM130 255V256H129ZM133 255V256H132ZM147 255V256H146ZM202 255V256H201ZM22 256V257H21ZM39 256H40V258H39ZM54 259H51V257ZM62 256H64V258L62 257ZM114 256V257H113ZM117 256V257H116ZM192 256V257H191ZM195 257V259H194V257ZM201 256V257H200ZM216 258H215V257ZM229 256V257H228ZM241 256H242V258H241ZM256 256V257H255ZM18 257V258H17ZM41 257H44V258H42V260H41ZM48 257L50 258V259H48ZM56 257V258H55ZM98 257V258H97ZM120 257V258H119ZM141 257V258H140ZM147 259H146V258ZM186 257V258H185ZM189 257V258H188ZM238 257V258H237ZM246 259H245V258ZM263 257V258H262ZM61 258H63V259H61ZM72 258V259H71ZM89 258V259H88ZM140 258V259H139ZM171 258V259H170ZM217 258H219L218 260H217ZM227 258V259H226ZM258 258H259V260H258ZM44 259V260H43ZM94 259V260H93ZM110 259V260H109ZM119 259V260H118ZM123 259V260H122ZM125 259V260H124ZM150 259V260H149ZM154 259V260H153ZM157 259V260H156ZM188 259H190V260H192V261H187ZM39 260V261H38ZM61 260V261H60ZM81 260V261H80ZM85 260V261H84ZM86 260H88V261H86ZM127 260V261H126ZM133 260V261H132ZM137 260V261H136ZM145 260V261H144ZM173 260V261H172ZM217 260V261H216ZM234 260V261H233ZM47 261V262H46ZM59 261H60V263H59ZM80 261V262H79ZM205 261H208V262H205ZM219 261H221V262H219ZM239 261V262H238ZM246 261V262H245ZM261 261V262H260ZM13 262V263H12ZM39 262V263H38ZM75 262V263H74ZM96 262V263H95ZM119 262V263H118ZM149 262V263H148ZM172 262V263H171ZM188 262V263H187ZM204 262V263H203ZM217 262V263H216ZM223 262V263H222ZM227 262V263H226ZM238 262V263H237ZM253 262V263H252Z\"/></svg>","mask_w":264,"mask_h":264}]
</instances>
